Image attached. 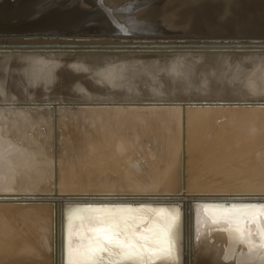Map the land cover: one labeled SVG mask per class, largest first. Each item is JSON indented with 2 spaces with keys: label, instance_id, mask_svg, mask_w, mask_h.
I'll use <instances>...</instances> for the list:
<instances>
[{
  "label": "bare ground",
  "instance_id": "1",
  "mask_svg": "<svg viewBox=\"0 0 264 264\" xmlns=\"http://www.w3.org/2000/svg\"><path fill=\"white\" fill-rule=\"evenodd\" d=\"M2 1H4V0H0V2H2ZM9 1H11L9 4H8V6H9V8L11 9V8H13V7H16L17 5H19V4H28V3H31V10H29V14H33L32 15V18L29 20V19H27L28 17H24V18H21V19H16L17 17H19L18 15L22 12V10H20L19 11V13H17V12H14V13H11V14H9V17H7V14H3V13H1L0 12V32L2 31V32H5V33H7V34H3V35H1L0 34V100H4V101H11V100H14V98H16L15 100H18V101H24V102H26V100H23V95H22V93H24L25 95L27 94V92L26 91H29V90H31V91H42V89L48 84V80H47V77H45V75H43V76H41V73H42V70L44 69L41 65H37V64H41V63H43V59H41V58H43V57H51V58H57L56 56H58V55H60V56H63L64 55V53H62L60 50L61 49H68V48H72V47H69V45H68V47L66 46V47H63V46H61V45H59L58 46V44L57 43H53V42H49V43H46V42H42V43H32V42H30V40H29V38L28 39H26L27 37H43V36H45V35H47L48 33H51V31L52 32H55L56 31V33H57V36H58V33L61 31V32H64V29L66 30V31H68L69 29H71V30H74V32H75V28H77L78 29V26L79 27H82V26H85V27H82L83 29L85 28H87V27H90L91 25L90 24H97V22L96 21H99L100 23H99V27L97 26V25H93V26H96V27H98L99 29H102L101 31L100 30H98L96 27H94V29L95 30H98L97 32L98 33H103V32H105V31H107V30H109V27L108 26H110L112 23H114L115 21H113L112 20V16H113V13L115 12V8L113 9L114 10V12L112 13V11H110V9H108V7L106 8V5H105V7H104V5L103 4H107V6L108 5H110V6H112V7H116V8H119L121 11L119 12V16H120V18L119 19H121L122 21H124L123 22V24L121 25V23H120V25H118V24H115V25H111L112 26V28H113V26H114V28H117L118 29V34L117 35H119V33H120V29L119 28H123L124 26H126V28L128 27L131 31H133V29H141V31H145V33H144V35L146 36V34L148 35V34H151V33H154V31L153 30H156L157 29V27L158 26H156V20L154 21L155 22V25H153V24H150L149 23V21H150V18L149 19H147V17H145L146 16V13H147V10H148V16H151V19L153 18V15H150V12H152L153 10H154V8H150V9H147L149 6L150 7H155L156 6V4L154 3V0H128V2H127V0H101V1H99V0H87L88 2H86V0H85V2H82L83 0H79L80 2H78V1H75V0H73L75 3H73V1L72 0H64V1H62V0H9ZM161 1V4L163 5H165V2H163V1H165V0H160ZM167 1H169V0H166V2ZM174 1V2H173ZM179 1V0H178ZM203 1L204 0H187L186 1V3H184V5L183 6H185L184 8H186L187 6L185 5V4H187V5H190V4H196V5H194V7L192 6V8H195V6H197L196 7V9L195 10H197V9H199L198 10V12L200 11V9L201 8H203ZM207 1H210V0H205L204 2H207ZM214 1V0H213ZM225 1V0H224ZM101 2H103V3H101V5H103V6H101L100 5V3ZM127 2V3H126ZM170 2H172V3H170ZM211 2H212V0H211ZM215 2V1H214ZM234 2V1H233ZM255 2V7H257L258 6V8H260L259 7V5H261V2H259V0L258 1H254ZM76 3H78V4H80V6L78 5V7H77V4ZM179 3H180V1H179ZM182 3V2H181ZM208 3H210V2H208ZM208 3H206L205 5L207 6H205L204 5V7H205V10L204 9H201V12H203L204 13V11L205 12H208V10H209V12L208 13H206V14H208V16H209V13H210V11L212 10V9H208V10H206L208 7H215V5L214 6H211L210 4H208ZM232 3V2H231ZM256 3H258V4H256ZM260 3V4H259ZM263 3V2H262ZM34 4V5H33ZM153 4H155V6L153 5ZM168 4L169 5H167L166 4V6H167V10H170V7H172V4H173V6H175L176 5V3H175V0H170L169 2H168ZM171 4V5H170ZM178 4V3H177ZM213 4V3H212ZM76 5V6H75ZM208 5H210V6H208ZM227 5V4H226ZM225 5V6H226ZM238 5H240L239 3H238ZM121 6V7H120ZM144 6L146 7V9H144ZM170 6V7H169ZM178 6V5H177ZM181 4L178 6V7H176L175 6V8L177 9H181ZM190 6V7H191ZM199 6H200V8H199ZM223 6V5H222ZM236 6H237V4H236ZM245 6V5H244ZM132 7V8H131ZM157 7V6H156ZM156 7H155V10H156ZM189 7V6H188ZM188 7H187V9H188ZM189 7V9L188 10H186V9H181L183 12L182 13H185V14H182V16L183 15H186L187 14V11L189 12V11H191L192 10V8H190ZM231 8H233L232 6H230ZM239 7V6H238ZM251 7V6H250ZM125 8H126V10H125ZM175 8H171V10L173 9V11H174V9ZM239 8H241V7H239ZM244 8V7H243ZM254 8V7H253ZM119 9H116V10H119ZM140 9H142V10H140ZM151 9H153V10H151ZM175 9V10H176ZM177 9V10H178ZM225 9V8H224ZM234 9V8H233ZM238 9V8H237ZM246 9V8H245ZM252 9V8H251ZM250 9V10H251ZM112 10V9H111ZM146 10V11H145ZM149 10H151V11H149ZM186 10V11H185ZM203 10V11H202ZM214 10H216V9H214ZM255 10V9H254ZM256 10H257V8H256ZM139 11V12H138ZM143 13V15L140 17V16H138L137 15V12L138 13H140L139 15H141V12ZM144 11V12H143ZM172 11V13H174ZM185 11V12H184ZM235 11H236V9H235ZM235 11L233 12L232 11V9L229 11L230 12V14H231V12H232V14L233 13H235ZM253 11V10H252ZM63 12V13H62ZM66 12V13H65ZM73 12H75L76 14H77V12H81L80 13V15H77V16H75L74 15V13ZM111 12V13H110ZM160 12H162L161 11V9H160ZM160 12L158 13V14H160ZM169 12H171V11H169ZM168 12V13H169ZM68 13V14H67ZM73 13V14H72ZM154 13V11L152 12V14ZM156 13V16H159L158 14H157V12H155ZM155 13H154V16H155ZM164 13V14H163ZM194 13V12H193ZM192 12H190V14H193ZM200 13V12H199ZM197 14V16L198 15H200V14ZM217 13V12H216ZM215 13V14H216ZM256 13V12H255ZM144 14H145V16H144ZM162 18H163V16H165V12H162ZM171 14V13H170ZM170 14H168L169 15V17L171 16ZM178 14V13H177ZM177 14H176V16H175V14L173 15L172 14V16H174L173 18L175 19V21H176V17H177ZM189 14V15H190ZM194 14H196V12L194 13ZM206 14H204L205 15V17H206ZM211 14V13H210ZM232 14L230 15V17L228 18L229 19V21L231 20L232 21V19H231V16H232ZM212 15V14H211ZM235 15V14H234ZM116 16V15H115ZM156 16L154 17V19L156 18ZM167 16V15H166ZM166 16L164 17L166 20H164V18L162 19V20H164V22H166L168 19H169V17H167L166 18ZM171 16V17H172ZM193 16H195V18L197 19H199L200 17H201V15H200V17H197L196 15H193ZM193 16H189V20L190 19H192L193 18V23L191 24V23H189L188 22V20H186V19H188V18H185V20L183 21L184 23H185V21H186V23H185V25L184 24H182L183 22L182 21H180L181 22V24L180 25H182V27L183 28H181V26H180V29H179V27H178V25L177 26H173V24H171L170 22L173 20V18H170L171 19V21L169 22V20H168V22L166 23L168 26H169V24H171V27L173 26V28L172 29H174V30H176L177 28H178V32L180 33V34H185V33H183V32H187V30H188V32L189 31H194V32H196L197 31V33H198V30H199V32H201L200 31V27L199 26H197V22L198 23H200V26H201V24H202V22H203V20H204V24H205V22L207 21V23H208V26H207V23H206V26H205V28H206V30H208L207 32V34L210 36L211 35V33H214L215 35L214 36H216V32L214 31V29L215 30H217V28H214V29H212L211 28V25H210V23L213 21V17L215 16V20L216 19H218V20H216V21H218L219 23H220V20H219V18H221V17H219V18H216L217 17V15H214L212 18H210V20H211V22L209 23L208 22V20L209 19H207V20H205L206 18L204 17V19L202 20L201 18V21L202 22H200V21H198V19L195 21V19H194V17ZM117 18H118V16H116ZM140 17V18H139ZM142 17H144V18H146L147 20H149L148 21V23L147 22H145L144 21V18H142ZM160 17V16H159ZM159 17H158V19H159ZM183 17H185V16H183ZM182 17V18H183ZM187 17V16H186ZM190 17H192V18H190ZM161 18V17H160ZM182 18H180V19H182ZM202 18H203V16H202ZM232 18H233V16H232ZM235 18V17H234ZM143 19V21H141ZM145 19V20H146ZM157 19V18H156ZM184 19V18H183ZM182 19V20H183ZM227 19V18H226ZM225 19V20H226ZM243 19V18H242ZM146 20V21H147ZM153 20V19H152ZM152 20H151V22H152ZM160 20V19H159ZM158 20V21H159ZM162 20H160V21H162ZM222 20V19H221ZM236 20V19H235ZM175 21H173V23L175 22ZM215 21V24L216 23H218V22H216ZM224 21V20H223ZM229 21H227L226 20V24H227V26H230L227 22H229ZM94 22V23H93ZM153 22V23H154ZM191 22V21H190ZM250 21H248V22H245V25L247 26V27H249L251 24L249 23ZM162 23H163V21H162ZM187 23H189V27L187 26V27H184V26H186V24ZM213 24H214V22H212ZM211 23V24H212ZM221 23H223V22H221ZM80 24H84V25H81L80 26ZM175 24H176V22H175ZM191 24V25H190ZM214 24V25H215ZM225 24V25H226ZM248 24H250V25H248ZM102 25V26H101ZM104 25H106V27H105V30H104ZM163 25H164V23H163ZM162 25V26H163ZM167 25H164V26H167ZM184 25V26H183ZM188 25V24H187ZM209 25H210V27H209ZM218 26H216V27H220V26H222L223 27V25H224V23L223 24H220V26H219V24H217ZM245 25H244V23H242V24H238V26H237V30H236V32H239V33H237L239 36H240V34H241V32H243V29H245L246 31H248V32H250V28H245ZM92 26V27H93ZM162 27V28H166V27ZM167 26V29L168 28H171V27H168ZM91 27V28H92ZM101 27H103V28H101ZM108 27V28H107ZM160 27V26H159ZM204 26H202V28H203ZM214 27V26H213ZM225 27V26H224ZM224 27H223V29H224ZM251 27V29H252V26H250ZM254 27V26H253ZM72 28H74V29H72ZM106 28H107V30H106ZM111 28V31L110 32H112V30L114 29H112ZM125 27L123 28V33H124V29H126ZM155 28V29H154ZM204 28V29H205ZM225 28H227V27H225ZM58 29H60V30H58ZM83 29H81V28H79L78 29V31H82ZM90 29V28H89ZM93 29V28H92ZM92 29H90V30H92ZM94 29H93V31H94ZM158 29H160V28H158ZM167 29H164V30H167ZM184 29V31H181V30H183ZM190 29V30H189ZM220 29H221V27H220ZM223 29L221 30V32L223 31ZM71 30H69V31H71ZM174 30H173V32H174ZM181 32H180V31ZM225 30V29H224ZM230 30V27L228 28V30L226 29V31L228 32ZM59 31V32H58ZM65 31V32H66ZM85 31H87V29L85 30ZM89 31V30H88ZM100 31V32H99ZM103 31V32H102ZM115 31H116V29H115ZM136 31V30H135ZM134 31V32H135ZM140 31V34L141 33H143V32H141ZM146 31H148L147 33H146ZM150 31H151V33H150ZM153 31V32H152ZM191 31V32H192ZM204 31V30H203ZM213 31V32H212ZM226 31H224L225 33H226ZM231 31V30H230ZM114 32V31H113ZM130 32V31H129ZM157 32V31H156ZM155 32V33H156ZM191 32H189V33H191ZM193 32V33H194ZM223 32V33H224ZM236 32H235V34H236ZM247 32V33H248ZM9 33H11V34H13V35H10ZM32 33V34H31ZM56 33H54L55 35H56ZM100 33V34H101ZM109 33V32H108ZM115 33V32H114ZM117 33V32H116ZM115 33V34H116ZM125 33H126V30H125ZM135 33H137V31L135 32ZM139 33V32H138ZM155 33H154V35L152 34V36L153 37H155ZM160 32H158V34H159ZM176 34H178L177 33V30H176V32H175ZM206 33V32H205ZM217 33H220L219 31L217 32ZM222 33V34H223ZM244 33V32H243ZM60 34V33H59ZM114 34V35H115ZM158 34H156V35H158ZM200 34V33H199ZM207 34H205V35H207ZM228 34H229V32H228ZM55 35H50V34H48L47 36H55ZM105 35V34H104ZM160 35V34H159ZM175 35V34H174ZM192 35V34H191ZM203 35V34H202ZM220 35V34H219ZM227 35V34H226ZM242 35V34H241ZM247 35V34H246ZM150 35H148L147 36V38L149 37ZM163 36V35H162ZM181 36V35H180ZM209 36H207V37H209ZM104 37V36H103ZM177 38H178V36H176ZM183 37V36H182ZM211 37V36H210ZM109 38H111V37H109ZM147 38H146V40H147ZM159 38H161V37H159ZM202 38V37H201ZM200 38V39H201ZM238 38V37H237ZM236 38V39H237ZM240 38V37H239ZM238 38V39H239ZM244 38V37H243ZM103 39H105V38H103ZM107 39V38H106ZM105 39V40H106ZM113 39V38H112ZM155 39V38H154ZM165 39V38H164ZM173 39V38H172ZM175 39V38H174ZM180 39V38H179ZM184 39V38H183ZM187 39V38H186ZM211 39V38H210ZM233 39V38H232ZM235 39V38H234ZM234 39H233V41H230L229 39V41H223V40H221V41H219V40H213V38L211 39L212 41H207V40H205V41H202V40H200V42H194V43H191V42H186V41H183L182 42V39L181 40H178V39H175L174 41H172V42H170L169 44H170V47H168V49H170V50H161L160 49V46H158L156 49H160V50H154L155 48H153L152 46H150V44H155L154 42H151V41H145L143 44H148V46L146 47H143V46H140V47H138V49L139 48H143V49H148L147 51H139V50H136V48L137 47H135V50L136 51H133V50H130L131 48L128 46V47H124V46H121V45H118V46H111V45H106V47H102L103 49H106V50H104V51H96V53L94 54V55H90V59H93V61L95 62V61H97V59H102V60H110V59H112V58H115V62H116V58H119V59H122V60H125V59H127V58H129V57H132V56H136V55H134V54H138L139 56V58L141 59V58H149V59H151V61H153L152 59H154L155 61L156 60H159L160 61V63L161 64H163V65H167L168 64V66H166V67H168L169 69H170V67H169V65H171L172 63H174V64H176L175 62H177L176 60H175V62H173L174 61V59H178V58H185L186 60L188 59H192V58H194V59H205V58H209V61H211V59H213V61H216L214 58H216V59H219V57H225V58H227L226 60H229L228 59V55L227 56H225L226 54H221V53H217V52H232V53H230L232 56L231 57H240V58H242V56H246V55H240V54H238L237 52H249V53H260V52H264V41H260V40H258V41H256V40H253V42H250V41H248V43L247 42H245L244 43V41L242 42V43H240V44H235V43H232V42H234ZM238 39H237V41H238ZM242 39V38H241ZM56 40V39H55ZM59 40V39H58ZM91 40V39H90ZM97 40V39H96ZM140 40V39H139ZM144 40H145V38H144ZM151 40V39H150ZM163 40V39H162ZM168 40V39H167ZM191 40V39H190ZM195 40V39H194ZM199 40V39H198ZM209 40V39H208ZM225 40H227L226 38H225ZM243 40V39H242ZM245 40V39H244ZM152 41H153V38H152ZM196 41V40H195ZM77 42V41H76ZM98 42V41H97ZM107 42V41H106ZM112 42V41H111ZM114 42V41H113ZM143 41H141V43H142ZM159 42V41H158ZM163 42V41H162ZM168 42V41H167ZM193 42V41H192ZM79 43V42H78ZM82 43V42H81ZM136 43V42H135ZM138 43V42H137ZM140 43V42H139ZM164 43H166V42H164ZM157 44V43H156ZM158 45V44H157ZM164 45V44H163ZM167 45V44H166ZM169 46V45H168ZM77 47H79V46H77ZM81 47V46H80ZM84 47V46H83ZM82 47V48H83ZM86 47V46H85ZM98 47V46H97ZM97 47L95 46V48L97 49ZM75 48H76V46H75ZM90 49H92L91 47H89ZM88 48V49H89ZM101 48V46H99V48L98 49H100ZM101 48V49H102ZM57 49H60V50H57ZM81 49V48H80ZM79 49V51H69L68 53L69 54H76L77 55V53H83L82 52V50H80ZM87 49V48H86ZM85 49V50H86ZM96 49H94V50H96ZM162 49H163V47H162ZM48 50H51V52H49ZM77 50V49H76ZM60 51V52H59ZM63 51V50H62ZM68 51V50H67ZM90 51V50H89ZM89 51H88V53H89ZM213 51H215L216 53H212ZM93 52H95V51H93ZM101 52H103V53H101ZM235 52V53H234ZM85 53H87V50L85 51ZM85 53H83V56H84V54ZM91 53H92V51H91ZM65 54H66V52H65ZM151 54H176V56L177 57H173V59H170L169 60V62H165V61H162V59H161V57H150V56H145V55H151ZM241 54H244V53H241ZM142 55H144L143 57H141ZM74 56V55H73ZM250 56V55H249ZM252 56H255V59H252L253 61H255V60H258V59H261L260 57L261 56H264V55H252ZM252 56L250 57V58H252ZM256 56H260L259 58H257ZM224 58V59H225ZM230 58V57H229ZM246 58V57H245ZM250 58H248L249 60H250ZM254 58V57H253ZM257 58V59H256ZM264 58V57H263ZM12 59H16V60H18L17 62H12V63H10V61L12 60ZM95 59V60H94ZM119 59H117V60H119ZM135 59H136V57L134 58V61H135ZM185 59H184V62H185ZM203 59V60H204ZM223 59V60H224ZM244 59V58H243ZM247 59V60H248ZM102 60H100L101 62H102ZM104 61V62H102V64L104 63L106 66L107 65H109L108 63H107V61ZM129 60H131V58L129 59ZM129 60H126V61H129ZM173 60V61H172ZM183 60V59H182ZM182 60H180V62L182 61ZM188 60H187V62H188ZM205 60H207V59H205ZM222 60V59H221ZM221 60H220V63H221ZM236 60V59H235ZM238 60V59H237ZM236 60V61H237ZM244 60H246V59H244ZM111 62L113 61V60H110ZM126 61H124V64H125V62ZM133 61V60H132ZM133 61V62H134ZM140 61H142V60H140ZM146 64H147V66H150V63H151V61L150 62H147V61H145V60H143ZM141 62V63H143V65H146V64H144V62ZM154 61V62H155ZM190 61V60H189ZM197 61V60H196ZM231 60H229V61H226V62H230ZM232 61H234V60H232ZM232 61L230 62L232 65L230 66L231 68L233 67V64H235V63H232ZM238 61H240V60H238ZM241 61H242V59H241ZM240 61V62H241ZM253 61H251V62H253ZM101 62H100V64H101ZM119 62V61H118ZM118 62H117V65H118ZM131 62V61H130ZM135 62H137V61H135ZM139 62V61H138ZM158 62V61H157ZM178 62H179V60H178ZM183 62V63H184ZM187 62L185 63V64H187ZM191 62V61H190ZM190 62H188V65L190 66V64H193L192 62L190 63ZM206 62V61H205ZM204 62V63H205ZM217 62H219L218 60H217ZM216 62V63H217ZM223 62V61H222ZM225 62V63H226ZM239 62V64H241ZM245 62V61H244ZM248 63L250 62V61H247ZM65 63V62H64ZM96 63V62H95ZM107 63V64H106ZM156 63V62H155ZM159 63V62H158ZM159 63V64H160ZM182 63V62H181ZM196 63V62H195ZM194 63V65H196V64H200L201 63V61H200V63L199 62H197L196 64ZM202 63H203V61H202ZM220 63H218V64H220ZM224 63V62H223ZM225 63H224V65H225ZM254 63V62H253ZM252 63V64H253ZM96 64H98V61H97V63ZM103 64V65H104ZM113 64H115L116 65V63H113ZM152 64H154V63H152ZM157 64V63H156ZM155 64V65H156ZM160 64V65H161ZM174 64H172L171 65V67L173 66L174 67ZM178 64V63H177ZM176 64V65H177ZM180 64V63H179ZM178 64V65H179ZM184 64V65H185ZM208 63H205V65H204V68L206 67V65H207ZM210 64V63H209ZM215 63H213L212 64V61H211V65H214ZM238 63H237V67L235 66L234 68V70H233V68H232V70H230L231 72L232 71H235L236 70V68H239L238 67V65H239ZM251 63H250V65L249 66H251L252 65ZM259 64V63H258ZM257 64V65H258ZM104 65V67H106ZM111 65V64H110ZM109 65V66H110ZM120 65H122V64H120ZM129 65V64H128ZM128 65H127V67H128ZM133 65V64H132ZM131 65V66H132ZM138 65H140V63L138 64ZM158 65V64H157ZM157 65H156V69L158 70V68L159 67H157ZM175 65V66H176ZM176 66V68L174 67L173 69H177V67H178V69H179V72L181 73V70L183 71V69H182V67L184 66V65H182L181 64V70H180V66ZM188 65L186 66V69L184 68V71L185 70H188L187 69V67H188ZM202 65V64H201ZM223 65V66H224ZM229 65L230 64H227V68L224 70V71H226L227 69H228V67H229ZM236 65V64H235ZM66 66H67V64H66ZM111 66H113V65H111ZM110 66V67H111ZM123 66V65H122ZM122 66L120 67V68H122ZM137 67V64L135 65L134 64V66H132V67ZM146 66V67H147ZM210 66V65H209ZM209 66L207 65V67L204 69V70H206L207 68H209ZM216 66V65H215ZM246 66V65H245ZM253 66V65H252ZM104 67H102V68H104ZM110 67H107V69L106 70H109L108 68H110ZM119 67V66H118ZM126 67V66H125ZM125 67H123L122 69V71H124V69H125ZM131 67V68H132ZM135 67V69H137ZM139 67H142V66H138V68ZM144 68H145V66H143ZM142 67V68H143ZM152 67V66H151ZM150 67V68H151ZM161 68H162V65L160 66ZM164 68H165V66H163ZM193 68V67H196V66H190V68ZM217 67L219 68L220 66H218L217 65ZM217 67L215 68V70L217 71ZM225 67V66H224ZM230 67H229V69H230ZM257 67V66H256ZM142 68H141V70H142ZM153 68V67H152ZM167 68V69H168ZM189 68V67H188ZM191 68V70H194V69H192ZM200 68V67H199ZM210 68H213L212 66L210 67ZM210 68H209V70H207L206 71V73H209L208 71H210ZM248 68V67H247ZM260 68V67H259ZM114 69V68H113ZM117 68H115L114 70H116ZM129 69H130V67H129ZM132 69H134V68H132ZM147 69H149V68H147ZM147 69H146V71H147ZM155 68H154V70H156ZM168 69V70H169ZM172 69V70H173ZM201 69V68H200ZM221 68H219L218 70H220ZM240 69V68H239ZM244 69V68H243ZM253 69H254V67H253ZM258 69V68H257ZM263 69V68H262ZM104 70V69H103ZM105 70V73L107 72L108 73V71H106ZM140 70V69H139ZM151 70V69H150ZM204 70H202L201 69V71H204ZM211 70H213V71H215L214 69H211ZM223 70V69H222ZM249 70V69H248ZM255 70V69H254ZM253 70V71H254ZM111 71V70H110ZM136 71V70H135ZM137 71H138V69H137ZM160 71H161V73H160ZM160 71L158 72V71H154V72H152V73H155V72H158V74L160 73V77L162 78V76L164 77H166L167 75L165 74V73H163L162 74V72L164 71L163 69L161 70L160 69ZM176 71H178V70H176ZM200 71V72H201ZM213 71H211V72H213ZM230 71H228L229 72V74L231 73ZM252 71V70H251ZM250 71V72H251ZM252 71V72H253ZM103 72V71H102ZM145 72V71H144ZM147 72H149V71H147ZM147 72L145 73V74H147ZM166 72H168V71H166ZM173 72V71H172ZM172 72H170V70H169V73H172ZM175 72V71H174ZM178 72V73H179ZM205 72V71H204ZM218 72V71H217ZM240 72V71H239ZM242 72V71H241ZM251 72V73H252ZM65 73H66V71H65ZM112 73V72H111ZM111 73H109V75H111L112 76V74ZM113 73H114V71H113ZM151 73V72H150ZM149 73V76H151V74ZM169 73H167V74H169ZM175 73H177V72H175ZM182 73H184V72H182ZM188 73V75L190 76V78H188L186 75V78H188V79H190L189 81H190V83L192 82V80H191V78H192V76L189 74V73H192V71L190 72V71H187L186 72V74ZM220 73V72H219ZM224 73H226V72H224ZM233 73V72H232ZM250 73V74H251ZM71 74V73H70ZM132 74V73H131ZM161 74H162V76H161ZM165 74V75H164ZM205 74V73H204ZM203 74V75H204ZM212 74H214V73H211V75ZM217 75H218V73H216ZM155 75H156V73H155ZM172 75H174V77H176L178 74H172ZM180 76H181V74H179ZM183 75L184 74H182V76L179 78H175V79H183V80H185L184 81V83H189L188 82V80H187V82H186V78L184 79V77H183ZM200 75H202V73H200ZM207 75H210V74H207ZM207 75L205 74V76H203V77H205L204 78V81H208V83H209V79H207V78H209V77H207ZM216 75V77H218ZM226 75H228V73H226ZM246 75V74H245ZM259 75V74H258ZM65 76V75H64ZM116 76V75H115ZM146 76H148V74L146 75ZM153 76L154 75H152L151 77L152 78H148L149 80L150 79H152V81L154 80V78L156 77V76H154V78H153ZM169 76H170V74H169ZM195 75L193 74V77H194ZM197 76V75H196ZM224 76V75H223ZM237 76H239V75H237ZM145 77V76H144ZM157 77H159V76H157ZM165 77H164V79H165ZM172 77V76H171ZM170 77V80L169 81H173V77L171 78ZM198 77H202V76H198ZM197 77V78H198ZM203 77L201 78V79H203ZM207 77V78H206ZM242 77V76H241ZM240 77V78H241ZM255 77H257V74H256V76ZM46 78V79H45ZM116 78V77H115ZM146 78V77H145ZM197 78H196V80H197ZM234 78V77H233ZM238 78V77H237ZM86 79V78H85ZM148 79H146V80H148ZM168 79V78H167ZM166 79V80H167ZM172 79V80H171ZM200 79V78H199ZM199 79H198V81H199ZM205 79H207V80H205ZM247 79V78H246ZM245 79V80H246ZM251 79V78H250ZM255 79V78H254ZM90 80V79H89ZM107 80V79H106ZM157 80H161V79H158L157 78ZM156 80V81H157ZM165 80V81H166ZM182 80V81H183ZM217 80V79H216ZM220 80V79H219ZM218 80V81H219ZM235 80H236V78H235ZM234 80V81H235ZM242 80V79H241ZM259 80V79H258ZM86 81V80H85ZM92 81V80H91ZM90 81V82H91ZM141 81H144L143 79L141 80ZM152 81H150L151 83H149V84H152L153 85V83H152ZM155 81V82H156ZM161 81H163V80H161ZM159 82L160 84L162 83V82ZM168 80H167V82H164V83H168L169 82ZM175 81V80H174ZM177 81V80H176ZM182 81H180V82H182ZM198 81H193L194 83H191V84H198V83H196V82H198ZM202 82H203V80H201ZM221 81V80H220ZM231 81V80H230ZM248 81V80H247ZM251 81H252V79H251ZM255 81V80H254ZM253 81V82H254ZM103 82V81H102ZM146 82V81H145ZM145 82H143V83H145ZM147 82H149V81H147ZM146 82V83H147ZM158 82V81H157ZM180 82H178L177 84L178 85H180V87H181V89L185 86V84H182V85H184V86H182L181 84H180ZM200 82V81H199ZM201 82V83H202ZM223 82V81H222ZM240 82V81H239ZM238 82V83H239ZM257 82V81H256ZM83 83V82H82ZM96 82L94 81V84H95ZM140 83V82H139ZM159 83H156V85L157 84H159ZM163 83V84H164ZM170 84H171V82H169ZM175 83V82H174ZM204 83V82H203ZM241 83H242V81H241ZM93 84V85H94ZM97 84H99L98 82H97ZM142 83H140L139 85L136 83V85H138V86H140ZM148 84V83H147ZM146 84V86L149 88V86H151V85H147ZM159 84V85H160ZM172 84H173V82H172ZM176 84V83H175ZM207 83L205 82L203 85H206ZM89 85H92V84H88V86ZM96 85V84H95ZM102 85V84H101ZM135 85V87L137 88L138 86H136ZM143 85V84H142ZM141 85V86H142ZM154 85H155V83H154ZM153 85V86H154ZM169 85V84H168ZM199 85H200V83H199ZM203 85H201V86H203ZM208 85V84H207ZM210 85H212L211 83H210ZM214 85H216V84H213V87H214ZM242 85H244V83L242 84ZM100 86V85H99ZM103 86H104V84H103ZM133 86V89H134V85H132ZM132 86L129 88V90H133V89H131L132 88ZM140 86V87H141ZM158 86V85H157ZM164 86L165 85H163V88H164ZM170 86H172V85H170ZM169 86V87H170ZM192 86V85H191ZM194 87H196V85H193ZM219 86V85H218ZM217 85L215 86L216 88L218 87ZM232 86V85H231ZM230 86V87H231ZM237 86V85H236ZM235 86V88H233L232 87V89H236L237 87ZM247 86V85H246ZM245 86V87H246ZM251 86V85H250ZM129 87V86H128ZM140 87H138L139 89H140ZM160 87H162V85H160ZM159 86H158V90H156V92H158V94L156 93V95H160L161 96V94L159 93V88H160ZM179 87V86H178ZM189 87V85H187V88ZM204 87L206 88V86H203L202 88L204 89ZM208 88H209V86H207ZM212 87V86H211ZM222 87V86H221ZM221 87L219 88L220 90H222L221 89ZM224 87V86H223ZM241 87V86H240ZM244 87V86H243ZM243 87H241V88H243ZM253 87H255V86H253ZM253 87L251 86L250 88H249V86H247L246 88L248 89H253ZM91 88H93V87H91ZM137 88V89H138ZM144 88H145V86H144ZM148 88H146L145 90L147 91L148 90ZM151 88V87H150ZM149 88V90L150 91H152L151 89ZM153 88V87H152ZM166 88V87H165ZM167 88H168V86H167ZM172 88H173V90H174V88H176V85L174 86H172L170 89L172 90ZM194 89L193 87H190V89ZM199 88H201L200 86H198V89L197 88H195L196 90H198V92H199V94H200V91H199ZM201 88V89H202ZM229 88V87H228ZM228 88H227V92H226V90H224L226 93H224L225 94V96H226V94L228 93V92H232V90L231 89H229V90H231V91H228ZM239 88V87H238ZM246 88H243V91H244V96H245V90L247 91V92H250V94H251V96L253 95V94H256L259 90H257V89H255V88H257V87H255L254 88V90H257V92L256 91H254V92H252V90L251 91H248ZM124 89H127V88H124ZM123 89V90H124ZM136 89V91H134L135 93L134 94H139L140 92H141V90L139 91V90H137ZM155 89H156V86H155ZM177 90H179V88H176ZM175 89V90H176ZM258 89H260V88H258ZM90 90V89H89ZM122 90V89H121ZM122 90V92H124V91H126V90H124L123 91ZM129 90H127L126 92H128ZM142 90H144V89H142ZM162 90V89H161ZM170 90V92L171 93H173L172 91ZM176 90V91H177ZM183 90L185 91V93L187 92L186 90L187 89H184L183 88ZM182 90V91H183ZM188 90H189V88H188ZM206 90H208V89H206ZM210 90V89H209ZM208 90V92H210V93H214L213 92V90H212V92L211 91H209ZM220 90H218L217 89V92H219ZM242 90V89H241ZM240 90V91H241ZM263 90V89H262ZM23 91V92H22ZM35 91V92H36ZM138 91V93H136ZM145 91V93L143 94V92L144 91H142V94L143 95H145L147 92ZM149 91V92H150ZM164 91H165V89H164ZM203 91V90H202ZM224 91H222V92H224ZM238 92H239V90H237ZM242 91V92H243ZM26 92V93H25ZM125 92V93H126ZM162 92V91H161ZM169 92V91H168ZM169 92V93H170ZM178 92V91H177ZM176 92V93H177ZM179 92H181V91H179ZM178 92V93H179ZM190 92H191V90H190ZM204 92V91H203ZM207 92V91H206ZM205 92V93H206ZM236 92V91H235ZM234 92V93H235ZM252 92V93H251ZM28 93H30V92H28ZM118 93V92H117ZM125 93H124V95H125ZM163 94L162 95H164L165 93L164 92H162ZM175 93V94H176ZM185 93L183 92V94L185 95ZM192 93V92H191ZM205 93H202L201 92V94H203V96H204V94ZM233 93V92H232ZM233 93V94H234ZM237 93V92H236ZM235 93V94H236ZM241 93V92H240ZM258 93H260V97H259V94ZM257 94H258V96L257 95H254L255 96V98L256 97H258V98H260L261 99V97H263V96H261V92H258ZM120 94H121V91H120ZM123 94V93H122ZM127 95H128V93H126ZM141 94V95H142ZM148 94V93H147ZM146 94V95H147ZM167 94V93H166ZM181 94H182V92H181ZM189 92H187V95H186V97L185 96H182V95H180L179 97L180 98H176V99H174V100H171V101H199V100H214V101H216V100H218V101H223V102H243V101H249V103L251 102V103H253V104H255V103H259V102H263L264 100L262 99V101H260V99L259 100H255L254 99V97H252L253 99H251V96H250V94L249 93H247L246 95L248 96H250V99L248 98V99H245L244 98V96H243V94L241 95L240 94V99L242 98V100H240V99H238L237 98V96H235L236 97V99H230V97H229V99H228V96H229V94L227 95V99H224L225 97H221L220 95H222V93H220L219 94V96H220V98L219 97H214V96H216V95H213L212 97H211V95H210V97H208L209 96V94H207V97L205 98V96L203 97V98H200V95L198 96L197 95V93L195 92V94H196V96H198L197 98H196V96H195V94L193 93V94H190V96L192 95H194L195 96V98L193 97V98H191L189 95ZM215 94H218V93H216L215 92ZM231 94V93H230ZM234 94V95H235ZM22 95V96H21ZM31 95H32V92H31ZM30 95V96H31ZM62 95V94H61ZM123 95V96H124ZM149 95V94H148ZM150 95H152L151 94V92H150ZM169 95H171V94H169ZM173 95V94H172ZM206 95V94H205ZM29 96V97H30ZM118 96V95H117ZM137 97V95H134V96H132L131 95V98L132 97ZM138 96H140V95H138ZM158 96H156V97H158ZM176 96V95H175ZM189 96V97H188ZM231 96V95H230ZM24 97H26V96H24ZM31 97H33V95L31 96ZM149 97V96H148ZM153 97V96H152ZM155 97V96H154ZM164 97H165V95H164ZM164 97L163 98H161V100L159 99H157V100H155V98H153L154 100H145L144 98H147V97H144V98H142V97H140L141 99L140 100H142V101H165L164 100ZM231 97H234V96H231ZM131 98H129L128 97V99H131ZM150 99H151V97H149ZM172 98V97H171ZM174 98V97H173ZM258 98H256V99H258ZM63 99H64V97H63ZM71 99V98H70ZM74 99V98H73ZM133 99V98H132ZM138 99V97L135 99V100H137ZM144 99V100H143ZM163 99V100H162ZM134 100V99H133ZM118 101V100H117ZM123 101H127V100H123ZM130 101H132V100H130ZM75 103V102H74ZM85 103V102H84ZM84 103H75V104H78V105H84ZM98 105V104H97ZM125 108V107H124ZM123 108V109H124ZM96 109V108H95ZM97 109H99V110H106V109H108V111H109V108H97ZM122 109V110H123ZM130 109H138V112H142V111H139V110H145L146 112L145 113H147V116L149 117V119L147 120V121H149L150 120V113H152V112H154L157 116H156V120H157V122H158V120H162V121H167L168 119H172L173 118V116H175L176 118H175V120L174 121H176V119H178L179 118V120H178V122H179V124H181L182 125V127L183 128H181L180 130L182 131V132H184L183 130L188 126V124L186 125V122H187V120L188 121H192L193 120V118L192 117H198V116H203V115H205V114H214V115H212V116H216V115H218V116H232V115H234V114H237V115H247V113H250V112H253V113H259V115L261 114V115H263L264 114V107H257V106H246V107H232V106H229V107H227V106H223V107H197V108H187V109H185V110H183V107H176V108H130L129 107V110ZM72 110V109H71ZM74 110V109H73ZM72 110V111H73ZM78 110H82V112H84V110H86V109H76V111H78ZM93 110V109H92ZM97 111V112H99V114L97 113L96 115L98 116V115H100V112L101 111ZM116 110H119V109H116ZM125 110V109H124ZM66 111V110H65ZM70 111V110H69ZM107 111V112H108ZM110 111H113V109L112 110H110ZM128 111V110H127ZM137 111V110H136ZM136 111H134V112H136ZM61 112H64V110H61L60 111V113ZM66 112H68V111H66ZM74 112H75V110H74ZM79 112V111H78ZM87 112H91V109L88 111L87 110ZM86 112V113H87ZM92 112H94V110L92 111ZM92 112H91V114L89 113V117L90 116H92L93 117V114H92ZM103 112V111H102ZM107 112H105V113H107ZM114 112H115V109H114ZM117 112L118 111H116L115 113L117 114ZM120 112H121V110H120ZM125 112V111H124ZM65 113V112H64ZM70 113H72V112H70ZM76 113V112H75ZM81 113V112H80ZM113 113V112H112ZM114 113V114H115ZM123 113V112H122ZM126 113V112H125ZM124 113V114H125ZM129 113H131V112H129ZM133 113V112H132ZM131 113V114H132ZM66 114V113H65ZM69 114V113H68ZM73 114V113H72ZM84 114V113H83ZM108 114V113H107ZM128 114V113H127ZM130 114V115H131ZM149 114V115H148ZM154 114V115H155ZM252 114V113H251ZM82 115V114H81ZM103 116H104V114H102ZM121 115V114H120ZM123 115V114H122ZM126 115V114H125ZM129 115V116H130ZM133 115V116H132ZM131 116L133 117V120H134V118H136L137 116H136V114L134 113V114H132ZM134 115H135V117H134ZM137 115H139V114H137ZM260 115V116H261ZM73 116H74V114H73ZM76 116H78L77 114H76ZM80 116V115H79ZM97 116H95V117H97ZM106 116V115H105ZM102 117L101 115L99 116L100 117V119H98L99 121H94L93 120V118H87L88 120H90V119H92L93 121H94V123L95 122H99V123H101V126H100V124H99V126L100 127H102V125L104 126V121H103V118H106V117ZM112 116V115H111ZM146 116V115H145ZM264 116V115H263ZM0 117H3V122H0V127H2L3 129H4V131H3V133H2V135H3V138L6 140V141H10L13 145H17V146H21V147H23V148H26L29 152H31L32 154H33V156H34V160H33V163H32V166L30 167V169L27 171L29 174L28 175H26V177L25 178H23L25 175H21L20 173L18 174V172L19 171H23L24 172V170H22V169H17V175L15 174L14 176L13 175H9L8 173H5V183H4V187L3 188H0V194H2V193H10V192H12V193H17L19 196H21V195H24V199L25 200H50V202H45V203H34V201L32 202V201H30V203H28V202H24V203H22V202H16L15 204H0V216H2L3 218H4V224L3 225H0V247H8V246H11L12 248H13V250L15 251V252H21V250L22 249H24L26 246H31L32 248H34V249H36V251H37V253H38V255H36V256H27V255H24V254H20V255H16V256H14V261H13V264H53V263H55L56 262V260H57V251H58V245H59V239L56 237V214H57V212H56V207H57V205H59L60 204V201H59V199H60V197H63L61 194H55V192H54V185H55V181H54V174H55V168L57 169L58 168V175H59V177H58V181H57V184H58V189H59V191H61L62 193H80V194H75V195H67V197H75V196H79V195H81V194H95V193H114V194H116V195H134V193L135 194H137V193H146L147 195H159L158 193H161V194H168V195H171V196H175V197H178L177 195H179L177 192H175V191H167L166 192V190L167 189H169V188H167L166 190H165V192L163 191V189H165V188H160V189H162V191H159L158 192V190H157V192H156V189L157 188H155L154 186H153V176L155 175V173H156V170L158 169V168H160L161 167V152H159L160 150L158 149V148H155L153 145H149V143H145V144H147L146 146H144V144L143 143H139V146H140V148H142V149H144V150H140V149H136L135 150V152L138 154V156H136V155H133V154H131L130 155V152H128L127 153V155L128 156H125V157H123V160H124V162L126 163L125 164V167H126V169H127V171H129L128 172V175H130V176H134V180L135 181H137L138 182V186L142 189V190H132V191H135V192H126V191H129L128 189L124 192V190L123 191H121V190H113L112 189V187L111 186H113L112 185V182L109 184L110 185V187H111V189L109 190L108 189V191L106 190V191H103V187L101 188L98 184H97V187L98 188H101L102 189V191H95V190H90L89 192L88 191H86V192H79V191H75L71 186H73L74 188H75V185H77V184H79L78 182H81V181H78L77 182V180H79L80 179V177H77V175H76V173H78V172H76L77 171V164L75 165V163H74V161H75V159H72L74 156H76L75 158H76V161L78 160V157L80 156V155H82L81 153V150H82V148L84 147L83 145V143L85 142V140H86V138H87V136H90V135H86V137H85V139L83 138V139H81V140H78V141H74V139H77L76 138V136L74 135L73 137H70L69 136V138L71 139V140H67L66 141V139L63 137V136H65V135H63L62 137L65 139V140H63L64 141V143L62 144V143H60V141H62L61 139L59 140V143H58V146H60L59 144H62V145H64V148H62V147H58V149H59V153H58V155H55L56 153V150L54 151V149H55V135L54 136H52L54 133V127H53V115H52V109H14V110H12V109H0ZM24 117H27L30 121H31V123L28 125V127H27V129H25L24 128V126H23V124H22V120H23V118ZM67 117L68 116H65L64 118H66L67 119ZM84 117L86 118L87 116L84 114ZM99 117H97V118H99ZM101 117H102V119H101ZM109 117V116H108ZM107 117V118H108ZM113 117H114V115H113ZM139 117H141V116H139ZM192 118V119H190V118ZM210 117V116H209ZM250 117V116H249ZM74 118V117H73ZM72 118V119H73ZM75 118H77V117H75ZM79 118V117H78ZM78 118H77V120H78ZM80 118H82L81 116H80ZM79 118V119H80ZM84 118V119H85ZM107 118H106V120H107ZM110 118V120L111 121H113L112 120V118L111 117H109ZM109 118H108V120H109ZM123 120H125L126 122H128V120L127 119H130L129 117H127V116H124L123 115ZM217 118V117H216ZM66 119H64V120H66ZM71 119V120H72ZM83 118H82V120H84ZM86 119V120H87ZM196 119V118H195ZM201 119H202V117H201ZM246 119H248V117L246 118ZM63 119H61V121H60V118H58V126H57V129L59 128V126L61 127V125H60V122H62L61 124H63L64 122L62 121ZM75 120V119H74ZM77 120H75V121H77ZM88 120H87V122H88ZM100 120H102L103 122H100ZM105 120V119H104ZM105 120V121H106ZM130 120H132V119H130ZM132 120V121H133ZM138 120V119H137ZM258 121H259V118L257 119ZM260 120H261V117H260ZM262 120H263V117H262ZM67 121V120H66ZM74 121V122H75ZM79 121V120H78ZM91 121V120H90ZM88 122L89 124H91V122ZM153 121H154V117H153ZM172 121V120H171ZM200 121V120H199ZM197 119L194 121L195 123V126L197 125L196 124V122H198V125H197V127H199L200 126V122H199ZM240 121V120H239ZM246 121V120H245ZM80 122V121H79ZM82 122H84V121H82ZM86 122V121H85ZM113 122H116L115 120L113 121ZM141 122V121H140ZM145 122V121H144ZM149 122H151V120L149 121ZM156 122V121H155ZM244 122V121H243ZM242 122V123H243ZM256 122V121H255ZM262 122V121H261ZM66 123H68V122H66ZM71 123V122H70ZM73 123V122H72ZM96 123V124H97ZM105 123H107V121L105 122ZM134 123H136V125L139 123V120H138V122H134ZM142 123H143V121H142ZM142 123H141V125H142ZM173 123H175V122H173ZM173 123H170V124H173ZM242 123L240 124V125H242ZM247 123V122H246ZM75 124V123H74ZM77 124H79V123H77ZM76 124V125H77ZM82 124V123H81ZM80 124V125H81ZM85 124V123H84ZM87 124V123H86ZM96 124L93 126L92 124V126L94 127V129H95V126H96ZM107 124H110L109 122L107 123ZM106 124V125H107ZM150 124V123H149ZM148 124V125H149ZM163 124V123H162ZM161 124V125H162ZM176 124V123H175ZM251 124V123H250ZM262 124V123H261ZM66 125H68V124H66ZM72 125V124H71ZM76 125H72V127L71 128H73V126L74 127H77ZM118 125V124H117ZM139 125V124H138ZM138 125H137V127H138ZM168 125V124H167ZM190 125V124H189ZM192 125H193V123L191 124V126H189L188 127V129L190 128V127H192ZM264 125V124H263ZM263 125H262V127H263ZM64 126V128H65V125L63 124L62 125V127ZM69 126H70V124H69ZM68 126V127H69ZM79 126V125H78ZM107 126H109V125H107ZM114 126H116V124L114 125ZM119 126V125H118ZM149 126H151V125H149ZM179 126V125H178ZM186 126V127H185ZM195 126L193 125V127L195 128ZM236 126H237V124H236ZM87 127H88V125H87ZM93 127H91L92 128V130H93ZM120 127V126H119ZM142 127H143V129H145L144 128V125H142ZM156 127H158V125L156 124ZM160 127V126H159ZM172 127V126H171ZM185 127V128H184ZM203 127V126H202ZM235 127V126H234ZM239 127V126H238ZM246 127V126H245ZM78 128V127H77ZM79 128H80V126H79ZM89 128V127H88ZM104 128V127H103ZM102 128V129H103ZM107 127L105 126V129H106ZM116 128H118V127H116ZM139 128H141V127H139ZM161 128H163V127H161ZM200 128V127H199ZM75 129V128H74ZM100 129V128H99ZM105 129H103V130H101L102 132L105 130ZM108 129V128H107ZM114 129V128H113ZM143 129H142V131H143ZM149 129V128H148ZM171 129V128H170ZM179 129V128H178ZM177 129V130H178ZM191 129V128H190ZM193 129V128H192ZM196 129V128H195ZM202 129V128H201ZM200 129V130H201ZM205 129H207V128H205ZM246 129V128H245ZM72 130V129H71ZM71 130H70V132H71ZM77 130V129H76ZM88 130V129H87ZM87 130H85L86 132V134H89V130H90V128H89V130L87 131ZM141 130V129H140ZM155 130H157V128L155 129ZM164 129H162V133H164V131H163ZM187 130V129H186ZM208 130V129H207ZM232 130H234V128H232ZM74 131V130H73ZM72 131V132H73ZM91 131V130H90ZM95 131H97V129L95 130ZM100 131V132H101ZM106 131V130H105ZM171 131V130H170ZM190 131V130H189ZM192 131V133H193V130H191ZM191 131H190V134H191ZM196 131V130H195ZM199 130H197L196 132H194L196 135H197V133H198V135H197V138L199 137V138H201V136H199V132H198ZM64 132V131H63ZM76 132V131H75ZM78 132H80V129H79V131ZM88 132V133H87ZM97 132H99V131H97ZM144 132V135L142 134ZM142 133L141 132H139V133H141L143 136H145V139H146V142H150L151 143V141H153V139H152V136H150L148 133L150 132V131H148V133H147V131H143ZM157 132V131H156ZM201 132V131H200ZM203 132H205L204 130H203ZM230 132V131H229ZM65 133V132H64ZM63 133V134H64ZM74 133V132H73ZM72 133V134H73ZM106 133H107V131H106ZM158 133V132H157ZM179 133V132H178ZM185 133H186V131H185ZM182 134L181 133V135H182V142H181V140H180V147H179V149L176 147V149H175V153L176 152H178V151H176V150H179V163L177 162V164H178V169L179 170H181L182 169V171H183V173H182V176H183V182L182 183H184L185 182V173H189V168L188 167H190V166H188V165H191L193 162H190L191 164H189L188 162H187V160H189L188 159V148L186 147L187 146V142H186V140L187 139H189L190 140V138H187V137H185V138H187L186 140L184 139V135H186V134ZM243 133V132H242ZM75 134V133H74ZM76 134H78V133H76ZM94 134H95V132H94ZM104 134V133H103ZM168 134H169V132H168ZM177 134V133H176ZM195 134H193V136H195ZM232 133L230 132V134H228V136L229 135H231ZM259 134V133H258ZM62 134L60 133V135H59V138H60V136H61ZM79 135V134H78ZM78 135H77V137H78ZM96 135V134H95ZM94 135V136H95ZM98 135H99V133H98ZM98 135H96V136H98ZM101 135V134H100ZM100 135H99V137H97V138H101L100 137ZM106 134H104L103 136H105ZM119 135H121L120 133H118V132H111V133H109V134H107V136H105V137H111V138H118L119 139ZM163 135V134H162ZM189 137H190V135H189V133L187 134ZM192 135V134H191ZM206 135V134H205ZM210 135V134H209ZM257 135V134H256ZM94 136H92L93 138H94ZM168 136V135H167ZM263 136H264V134H263ZM263 136H261V137H263ZM79 137H80V135H79ZM78 137V138H79ZM91 136H90V140H91V142L93 143V145H94V142L92 141L93 140V138H92ZM105 137H103V139L105 140ZM203 137V136H202ZM230 137V136H229ZM62 138V139H63ZM97 138L94 140V141H96L97 140ZM111 138H107L108 139V141H104V142H109V140L111 141ZM158 138V137H157ZM196 137H194V139H195ZM196 138V139H197ZM228 138V137H227ZM233 138V137H232ZM98 139V140H99ZM169 139V138H168ZM193 138H192V140H194ZM202 139V138H201ZM207 139V138H206ZM243 139V138H242ZM245 139V138H244ZM259 139V138H258ZM261 139V138H260ZM87 140L89 141V139L87 138ZM97 140V141H98ZM142 140V139H141ZM178 140V139H177ZM191 140V141H192ZM62 141V142H63ZM66 141V142H65ZM102 141V140H101ZM117 141V140H116ZM116 141H114V142H116ZM143 141V140H142ZM188 141V140H187ZM191 141H189V142H191ZM195 141V140H194ZM198 141H200L199 139H198ZM203 141H204V137H203ZM207 141V140H206ZM258 141V140H257ZM256 141V142H257ZM87 142V141H86ZM85 142V143H86ZM103 142V144H101L102 146H104V143ZM144 142V141H143ZM186 142V143H185ZM253 142V141H252ZM256 142H253V143H255L256 144ZM113 143V142H112ZM170 143V142H169ZM174 143V142H173ZM203 143V142H202ZM233 143V142H232ZM231 143V144H232ZM237 143V142H236ZM242 143V142H241ZM240 143V144H241ZM244 143V142H243ZM87 144V143H86ZM88 144H90V143H88ZM99 145H100V142L98 143ZM109 144V143H108ZM175 144V143H174ZM221 144H222V142H221ZM234 144V143H233ZM61 145V146H62ZM110 145H111V143H110ZM253 145V144H252ZM86 146V145H85ZM95 146H98L97 144L95 145ZM109 146V145H108ZM115 146V145H114ZM159 146V145H158ZM167 146H168V144H167ZM205 146V145H204ZM224 146V145H223ZM245 146V145H244ZM248 146V145H247ZM247 146H246V148H247ZM255 146V145H254ZM199 147V146H198ZM225 147V146H224ZM235 147V146H234ZM237 147V146H236ZM256 147V146H255ZM254 147V148H255ZM62 148V149H61ZM103 147H101V148H99L98 147V150L99 149H102ZM106 147H104V149H105ZM112 148V146L110 147V149ZM169 149H170V147H168ZM245 148V147H244ZM257 148V147H256ZM261 148V147H260ZM259 147L257 148L258 150L260 149ZM263 148V147H262ZM104 149H102L103 151H105ZM109 149V148H108ZM106 150V151H108L109 152V154L108 153H106L107 155H109L108 157H111L112 158V156H110V155H112L110 152H112L111 150L109 151V150ZM114 149V148H113ZM216 149V148H215ZM217 149H218V147H217ZM222 149V148H221ZM237 149V148H236ZM240 149V148H239ZM238 149V150H239ZM256 149V150H257ZM190 150V149H189ZM205 150V149H204ZM227 150V149H226ZM235 150V149H234ZM241 150H242V148H241ZM240 150V151H241ZM253 151V152H250L249 154L251 155L252 153H253V155L252 156H250V157H253L254 158V160H255V158H257V157H259L260 155H261V153H263L262 151L261 152H259V151ZM101 151V150H100ZM99 151V152H100ZM168 151V150H167ZM236 151V150H235ZM62 152V153H61ZM80 152V153H79ZM169 152V151H168ZM248 152V151H247ZM103 153V152H102ZM113 153V152H112ZM174 153V152H173ZM217 152H215V154H216ZM236 153V152H235ZM178 154V153H177ZM211 154V153H210ZM215 154H214V156H215ZM220 154V153H219ZM241 154V153H240ZM248 154V153H247ZM102 155H104V153L102 154ZM200 155V153L198 154V156ZM235 155H237V154H235ZM178 156V155H177ZM234 156V155H233ZM237 156H239V154L237 155ZM241 156V155H240ZM246 156V155H245ZM245 156L244 157H242V158H240V159H238V160H243V159H245ZM249 156V155H248ZM247 156V157H248ZM50 159H49V158ZM96 157V156H95ZM98 158H99V156H97ZM104 157V156H103ZM108 157H106V158H108ZM151 157H155V159L153 160ZM168 157V156H167ZM173 158H174V156H172ZM190 157V156H189ZM209 157V156H208ZM211 157V156H210ZM212 157H213V155H212ZM232 156L230 155V158H231ZM93 158H94V156H93ZM92 158V159H93ZM173 158H172V161H173ZM198 158H200V157H198ZM223 158H226V157H223ZM237 158H239V157H237ZM249 158V157H248ZM82 159V156H80V159H79V161ZM115 159V158H114ZM162 159H163V157H162ZM193 159H194V157H193ZM228 159H229V157H228ZM232 160L234 159V158H231ZM230 159V160H231ZM236 159V158H235ZM95 160H97L96 158H95ZM100 160V159H99ZM99 160L98 161H94V162H96V167L98 168V165H100V163L102 162V161H100V163H99ZM110 160H112V162H113V164L115 163V161L113 160V158L112 159H110ZM110 160H109V162H110ZM116 160V159H115ZM119 160V159H118ZM118 160H116V161H118ZM176 160V159H175ZM210 160V159H209ZM211 160H212V158H211ZM226 160V159H225ZM237 160V159H236ZM236 160L234 161V162H236ZM78 161V162H79ZM93 161V160H92ZM120 161V160H119ZM118 161V162H119ZM144 161H147L148 162V166L147 167H145V165H144ZM194 162L196 161V158H195V160H193ZM229 161V160H228ZM82 162V161H81ZM81 162L80 163H78V164H80L81 165ZM107 162V161H106ZM105 162V160L102 162V164H101V167H103L102 165H103V163H105V164H107ZM138 162H140L139 164H138ZM57 163H58V165H57ZM73 163H74V165L76 166H73V168L75 167V172L73 171V174L75 173V175H72V176H69V174H66V173H68V170L70 169V172H71V170H73V169H71V168H69V167H71L72 165H73ZM77 163V162H76ZM97 163H99L98 165H97ZM121 163H122V161H121ZM170 163H171V161H170ZM226 163V162H225ZM65 164H67V166H64ZM92 164V163H91ZM116 164V163H115ZM176 164V163H175ZM176 164V165H177ZM194 164V163H193ZM200 164V163H199ZM227 164V163H226ZM229 164V163H228ZM237 164V163H236ZM112 165V164H111ZM171 165V164H170ZM230 165H231V162H230ZM253 165V164H252ZM69 166V167H68ZM79 166V165H78ZM90 166V165H89ZM93 166H94V164H93ZM94 166V167H95ZM107 166H109V165H107ZM107 166H106V168H107ZM123 166H124V164H123ZM167 166V165H166ZM188 166V167H187ZM192 166H194V165H191V168L193 169V167ZM225 166V164H223V167ZM250 166H251V164H250ZM255 166H258L257 164L255 165ZM66 167H68V168H66ZM81 167H83V166H81ZM87 167V166H86ZM95 167V168H96ZM100 167V166H99ZM100 167V169H102ZM117 167V166H116ZM175 167V166H174ZM177 167V166H176ZM229 167V166H228ZM259 167V166H258ZM63 168H65V170L63 169ZM91 168H92V165H91ZM90 168V169H91ZM104 168H105V165H104ZM105 168V169H106ZM118 168V167H117ZM123 168V167H122ZM187 168H188V171H187ZM194 168H196V167H194ZM68 169V170H67ZM79 169H81L80 167H79ZM83 169H85V167L83 168ZM93 170H94V168H92ZM109 169V168H108ZM111 169L112 168H110V170H108V171H111ZM175 169V168H174ZM185 169V170H184ZM254 169V168H253ZM252 169V170H253ZM107 170V169H106ZM106 170H104L103 169V171L104 172H106ZM113 170V169H112ZM125 170V169H124ZM171 170V169H170ZM178 170V171H179ZM196 170V169H195ZM251 170V173L252 172H255V171H252ZM255 170H257V169H255ZM261 170V169H260ZM83 171V170H82ZM95 172L97 171V170H94ZM94 171H92V172H94ZM98 171H99V169H98ZM107 171V172H108ZM123 171V169H121V172ZM174 171V170H173ZM173 171H172V173H173ZM187 171V172H186ZM194 171V170H193ZM193 171H191V172H193ZM202 170H200V172H201ZM258 172H259V170H257ZM81 172V171H80ZM79 172V173H80ZM91 172V171H90ZM91 172V173H92ZM92 173V174H97V173ZM103 172V173H104ZM106 172V173H107ZM112 172V171H111ZM116 172V171H115ZM190 172V173H191ZM204 172V171H203ZM79 173H78V176H79ZM85 173V172H84ZM106 173H104L103 175L104 176H107L106 175ZM114 173V172H113ZM170 173L171 172H169V175H170ZM176 173H178L177 171H176ZM189 173V174H190ZM199 173V172H198ZM205 173V172H204ZM203 173V174H204ZM245 173V172H244ZM250 172H248V174H249ZM24 174H25V172H24ZM90 174V173H89ZM92 174H90L91 175V179H92V177H93V175ZM99 174V173H98ZM102 174V173H101ZM259 174V173H258ZM32 175V176H31ZM71 175V174H70ZM81 175V174H80ZM82 175H83V178H85L84 177V174L82 173ZM81 175V176H82ZM88 175V174H87ZM87 175H86V178H87ZM101 176L100 175V177H103V180L105 179V177L104 176ZM114 175H118V174H115L114 173ZM120 175V174H119ZM118 175V176H119ZM127 175V176H128ZM173 175V174H172ZM171 175V176H172ZM178 175V174H177ZM188 175V174H187ZM197 175V174H196ZM201 175H202V173H201ZM238 175V174H237ZM255 175V174H254ZM66 178H65V177ZM89 176V175H88ZM96 176V175H95ZM113 176V175H112ZM175 176V175H174ZM180 176V175H179ZM189 177L190 176H192V174H190V175H188ZM236 176V175H235ZM235 176H233V178L235 177ZM240 176V175H239ZM253 176V175H252ZM97 177H98V179H99V175H97ZM97 177H95V179H94V183L98 180L97 179ZM110 177V176H109ZM114 177H116V179H117V176H114ZM120 177V176H119ZM136 177V178H135ZM206 177V176H205ZM204 177V178H205ZM209 177V176H208ZM225 177V176H224ZM227 177V176H226ZM237 177V176H236ZM242 178L244 177V176H241ZM241 177H239V178H241ZM256 177V176H255ZM79 178V179H78ZM107 179H108V177H106ZM121 178H123L122 176H121ZM125 179H126V177H124ZM171 178V177H170ZM174 179H175V177H173ZM192 178H194V176H192ZM196 178L198 179L199 177H195V180H196ZM203 178V177H202ZM232 178V177H231ZM241 178V179H242ZM23 179V180H22ZM27 180L28 182L29 181H35L36 183H37V185H39L40 186V189L41 190H35V189H33V190H35V191H29V192H21V191H18V190H16V187L15 186H18L20 183H21V180H22V182H24L25 180ZM63 179H65V181L67 180L68 181V183H70L71 185H69L68 186V184H67V182H66V184H67V186L71 189V190H69V188H67L66 187V185H65V187L67 188V190L66 189H64L65 187H62V185H64L65 183L63 182L64 180ZM102 179V178H101ZM106 179V180H107ZM132 179V180H133ZM189 179V178H188ZM228 179V178H227ZM256 180H258L259 178H255ZM255 179H253V180H255ZM103 180H100V182L101 181H103ZM109 180H110V178L108 179V183H109ZM127 180V179H126ZM123 181V184H121V185H126L127 183H129V185H127V187L128 186H130L132 183H131V181L132 180H127V181ZM165 180V179H164ZM168 180V179H167ZM181 180V178H179V181ZM192 180H194V179H192ZM194 180V181H195ZM250 180V179H249ZM253 180L251 179L250 180V182H252L253 183ZM27 181H25V182H27ZM86 181V180H85ZM84 181V182H85ZM191 181V180H190ZM193 181V182H194ZM201 181V178L199 179V182ZM246 181H247V179H246ZM24 182V183H25ZM28 182H27V185H28ZM99 182V180L97 181V183ZM99 182V183H100ZM107 182V181H106ZM105 182V183H106ZM144 183V184H147V185H149V187L146 189V190H144L143 189V184H140V183ZM162 182V181H161ZM166 182V181H165ZM169 182V181H168ZM170 182H171V185L173 184L172 183V181L170 180ZM176 182H178V180L177 181H175V183ZM188 182V181H187ZM197 182V181H196ZM259 182H260V180H259ZM259 182L258 183H255V181H254V183L257 185V184H259ZM23 183V184H24ZM30 183V182H29ZM36 183H33V185H35ZM75 183H77V184H75ZM90 183H93V181L92 182H90ZM89 183V185H92V184H90ZM93 183V184H94ZM103 183V182H102ZM107 183V184H108ZM131 183V184H130ZM174 183V184H175ZM189 183H191L192 184V181L191 182H189ZM242 183V181L240 180V184ZM245 183V182H244ZM246 183H248V182H246ZM245 183V184H246ZM253 183V184H254ZM22 184V185H23ZM30 184H32V182L30 183ZM62 184V185H61ZM75 184V185H74ZM96 184V183H95ZM114 184V183H113ZM116 184H117V180H116ZM116 184H114V185H116ZM118 184H119V182H118ZM161 184H163V183H161ZM169 184V183H168ZM185 184H187L186 182H185ZM191 184H189V185H191ZM193 184H195V182L193 183ZM197 184V183H196ZM222 184V183H221ZM239 184V183H238ZM245 184H242L243 186H244V188H245ZM254 184V185H255ZM21 185V184H20ZM21 185V186H22ZM25 185V184H24ZM23 185V186H24ZM104 185V184H103ZM106 185V184H105ZM108 185V186H109ZM120 185V184H119ZM160 185V184H159ZM167 185V184H166ZM171 185H170V187H171ZM188 185V184H187ZM215 185V184H214ZM251 184L249 183V186H250ZM253 185V186H254ZM39 186H37V187H39ZM78 186V185H77ZM76 186V187H77ZM93 186V185H92ZM92 186H90L91 188H92ZM96 186V185H95ZM118 186V185H117ZM131 186H133V184L131 185ZM163 186V185H162ZM248 186V187H249ZM252 186V185H251ZM29 187V186H28ZM61 187V188H60ZM106 187V186H105ZM160 187V186H159ZM167 187V186H166ZM169 187V186H168ZM211 187V186H210ZM227 187H229L230 188V186H227ZM227 187H225V190H226V188ZM234 186H232V188H233ZM18 188V187H17ZM21 188V187H20ZM27 188V187H26ZM31 188V187H30ZM107 188H109V187H107ZM118 189H119V186L117 187ZM121 188H123L122 186H121ZM216 188H217V186H216ZM240 188H242L241 186H240ZM244 188H243V190H241V191H244ZM256 188V186H254V188L252 189V187H251V189L249 190V188H248V190L249 191H251V190H254ZM13 189H15V190H13ZM38 189V188H37ZM106 189V188H105ZM129 189H134V187H132V188H129ZM159 189V190H160ZM170 189H172V188H170ZM204 189V188H203ZM212 189V188H211ZM215 189V188H214ZM219 189V188H218ZM235 189H238V188H235ZM234 189V191H237V190H235ZM246 189H247V187H246ZM260 189V188H259ZM207 190H209V188L207 189ZM217 190V189H216ZM215 190V191H216ZM227 190H228V188H227ZM233 190V189H232ZM247 190V191H248ZM258 190V189H257ZM261 190H262V187H261ZM264 190V189H263ZM262 190V191H263ZM131 191V190H130ZM185 191V190H184ZM202 191H205V189L204 190H202ZM201 191V192H202ZM212 191H214V190H211V192ZM223 191V190H222ZM233 191V192H234ZM239 192H240V190H238ZM237 191V192H238ZM246 191V190H245ZM246 191V192H247ZM248 191V192H249ZM255 191H256V189H255ZM260 192L259 191V193L260 194H257V191H256V194L257 195H255V194H253V192L251 193V194H242V192L241 193H195V192H188V191H185V194H184V196L186 195V196H189V198L191 197V198H196V197H206V196H208V197H210L211 195H218V194H230V195H232V194H235L234 196H239V195H244L245 197H248V195H250V196H252V197H262V196H264V194H261V193H263V192ZM199 192V191H198ZM218 192V191H217ZM220 192V191H219ZM228 192H229V190H228ZM232 192V191H231ZM244 193V192H243ZM250 193V192H249ZM93 196V195H92ZM94 196H96V195H94ZM65 197V196H64ZM83 197V196H82ZM211 197H214V196H211ZM36 202H39V201H36ZM147 206H149V205H147ZM77 206H73V207H68V209H67V211H66V216H67V214L72 210V209H74V208H76ZM199 207L200 206H196L195 207V212H196V219H197V212H198V210H199ZM165 208V207H164ZM172 208H174V207H170V208H168V209H172ZM177 209V208H176ZM179 210V209H178ZM180 213V212H179ZM202 217V216H201ZM202 219V218H201ZM203 220H201V222H202ZM179 224H180V221H179V223H178V226H177V229H176V240H175V242H176V249H177V262L176 263H178L179 262V253H178V236H179V233H178V228H179ZM19 226H23V234H21L20 232H17V231H10V230H12V229H15V228H17V227H19ZM204 228V229H203ZM215 232V233H214ZM200 233H201V236H202V239H201V242H199L200 244L199 245H197V248H196V251H195V258H194V261H195V264H197V263H199V264H210V263H214V264H222V263H224V264H249V262H248V257H246V259H245V257H244V259H241V258H236V255H238L239 253H237L238 251H241V250H243V249H241V250H239L240 248H238V247H244L245 249H246V245H243V246H241L239 243H237L235 240H232V243L234 244V243H236V244H238V247H236V248H238V250L236 251V253H235V250H234V253H232L231 252V250L229 251V253H228V250H226V247L228 246L229 248H230V246H232V244H231V242H229V241H231V240H229V241H227V243L230 245H228L227 244V246H226V244L224 243L225 241H226V239L227 238H229L230 239V237H228V235H229V233L228 232H226V231H222V230H220V229H214L213 228V231L211 230V231H209L207 228H205L204 227V225H203V222L201 223V226H200ZM205 234H207V239H204L203 237L205 236ZM240 245V246H239ZM233 246H235V245H233ZM237 246V245H236ZM229 248H227V249H229ZM48 249H51V251H49ZM234 249V248H233ZM232 249V250H233ZM248 250H249V248H248ZM248 250H246V252H249ZM245 250H243V251H241L240 252V254H242V252H244ZM255 251V250H254ZM226 252V253H225ZM234 254L235 256L233 257L232 256V254ZM230 254H231V256L232 257H230ZM246 255L245 256H247V255H250L249 253H245ZM244 256V255H243ZM242 257V256H241ZM231 258H234V260H235V258H236V262L235 263H233L232 261V259ZM232 260V261H231ZM157 263H159V264H162V262H157Z\"/></svg>",
  "mask_w": 264,
  "mask_h": 264
},
{
  "label": "rangeland",
  "instance_id": "2",
  "mask_svg": "<svg viewBox=\"0 0 264 264\" xmlns=\"http://www.w3.org/2000/svg\"><path fill=\"white\" fill-rule=\"evenodd\" d=\"M23 1V0H22ZM52 1V0H51ZM62 1H64V0H62ZM73 1V0H72ZM75 1H78V2H80L79 0H75ZM89 1V0H88ZM87 0H86V2H88ZM99 1H101V0H99ZM103 1V0H102ZM170 1V0H169ZM169 1H167L166 2V0L165 1H163V2H165V5L163 4H161V1L160 0H154V3L156 4V6H155V4H153L155 7H156V10H155V7H148L147 9H150V8H154V10L153 9H151V10H153L154 11V13L155 12H157V14L160 12V9H161V11L162 12H165V16H166V18L167 17H169V15L168 14H170L171 16H172V14L174 15L175 14V16H176V14H177V17H176V21H175V19L173 18L174 16H170L169 17V19L170 18H173V20L171 21V19L169 20L168 18V20H169V22L171 23V24H173V26L175 27V26H177L178 24L180 25L181 24V22L180 21H184L185 20V18H188V19H186V20H188V22L189 23H193V18L192 17H190V18H192V19H190L189 20V16L191 15V16H193V15H196L197 16V14L199 13L200 15H201V17H200V15H198L197 17H200L202 20L204 19V17H205V15L204 14H206V13H208L209 12V10L208 9H212L211 11H210V13L212 14H210L209 13V16H208V14H206V19L205 20H207V19H209L208 20V22L210 23L211 22V20H210V18H212L214 15H217V17L216 18H219V17H221V18H219V20H220V23L218 22V21H216V20H218V19H216L215 20V16L212 18L213 19V21L212 22H214V24H215V21L216 22H218V23H216L215 25L216 26H218L217 24H219V26H220V24H223L224 23V25H223V27L225 26V27H227V28H225L224 27V29H223V27L222 26H220L221 27V29H220V27H216L212 22V24L210 23V25H211V28L212 29H214V28H217V30H215L214 29V31L216 32H220V33H217L216 32V36H214L215 34L214 33H211V37L207 34L209 31L208 30H206V28H205V26H206V23H207V21L205 22V24L203 23L204 22V20H203V22L201 21V19L199 18H197L198 19V21H200V22H202V24H201V26H200V23H198L197 22V26H199L200 27V31L201 32H199V30H198V33H197V31L196 32H194V31H189V32H191V33H189L188 32V30H187V32H183V33H185V34H180L179 32H178V28L176 29L177 30V33L178 34H176L175 32H176V30H174V29H172L173 28V26L171 27V24H169V26L166 24L167 22H168V20L166 21V22H164V20H166L164 17L165 16H163V18H164V20H162L163 18H162V15L164 14H162V12H160V14H158L159 16H156V13H155V16H156V18L154 19V13L152 14V12H150V15H153V20L151 19V16H148V10H147V13H146V16H145V14H144V16L145 17H147V19H149L150 18V21L149 20H147L146 18H144V17H142V18H144V21L145 22H147L148 23V21H149V23L150 24H153V25H155V22H156V26H158L157 27V29L156 30H153L154 31V33H155V37H153L152 36V34L154 35V33H151V31H150V33L151 34H148V35H150L148 38H147V34H146V36L144 35V33H145V31H141V29L139 30V29H133V31H131L128 27L126 28V26H124L126 29H124V33L122 32L123 31V28L121 27V28H119L120 29V33H119V35H117L118 34V29L117 28H114V26H113V28H112V26L111 25H115V24H118V25H120V23H121V25L123 24V22L124 21H122L121 19H119L120 18V16L118 15L119 14V12L121 11L119 8H116V7H112V6H110V5H108L107 6V4H103L104 5V7H105V5H106V8L108 7V9H110V11H112V13L114 12V10H115V12L113 13V16H112V20L113 21H115L114 23H112L110 26H108L109 27V30H107V28H106V30L107 31H105V32H103V33H101L100 31L102 30V29H99L98 27L100 26L99 25V21H96L97 22V24H90L91 26L90 27H87L86 29H87V31H85L86 29L84 28H82V27H85V26H82V27H79L78 26V29L79 28H81V29H83L82 31L80 30V31H78V29L77 28H75V32H74V30H71V29H69V30H71V31H66L65 29H64V32H59L58 33V36H57V33H56V31L55 32H52L51 31V33H48V34H52V35H55L54 33H56V35L55 36H47V35H45V36H43V37H27L26 39H28L29 38V40H30V42H32V43H42V42H46V43H49V42H53V43H59L58 44V46L59 45H61V46H63V47H68V45H69V47H72L71 49L70 48H68V49H57V50H60L62 53H64V55L63 56H60V55H58V56H56L57 58H51V57H43V58H41V59H43L44 61H43V63H41V64H37V65H41L44 69L42 70V73H41V76H43V75H45V77H47V80L49 81L48 82V84L42 89V91H31V90H29V91H26L27 92V94L25 95L24 93H22V95H23V100H26V102L27 101H42L43 99H45V98H52L53 100H57L58 98H62L63 99V97H64V99L63 100H65V101H74L75 103H88V102H86V101H106V100H108V101H110V100H114V101H123V100H127V101H130V100H132V101H140V102H142V100H140L141 98L140 97H142V98H144V97H147V98H144L145 100H154L153 98H155V100H157L159 97V99L161 100V98H163L164 97V95H165V97H164V100L165 101H171V100H174V99H176V98H180L179 96L180 95H182V96H185L186 97V95H187V92H189V96H190V94H195V92L197 93V95L199 96L200 94H201V92L202 93H205L206 91V95L204 94V96H205V98L207 97V94H209V96L208 97H210V95H211V97L213 96V95H216V96H214V97H219L220 98V96L221 97H225L224 99H227V95L229 94V96H228V99H229V97H230V99L232 98V99H236V97L235 96H237V98L238 99H240V94L242 95L243 93H244V91H243V88H246L247 86H249V88L252 86H255V87H257V88H255V87H253V89L251 88V89H247L248 91H251L252 90V92H254V91H256L257 92V90H259L258 92H261L262 94H261V96H263V97H261V99L260 98H258V97H256V98H258V99H256L255 98V96L254 95H257L258 96V94H259V97H260V93H256V94H253L252 96H251V94H250V92H247L246 90H245V93L247 94V93H249L250 94V96H251V99H253L252 97H254V99L257 101V100H259L260 99V101H262V99L264 100V56H256L257 58H261V59H258V60H255V61H253L252 59H255V56H252V55H264V52H260V53H249V52H237L238 54H240V55H246V56H242V58H236V57H231L232 55L230 54V53H232V52H217V53H221V54H226L225 56H227L228 55V59L229 60H234V61H232V63H235V64H233V70L235 69L234 67L236 66L237 67V63L239 64V62L241 61V59H242V61L240 62L241 64H239L238 65V67L240 68H236V70L235 71H230V70H232V68L230 67L232 64L230 63V62H226V61H229V60H226L227 58H225V57H219V59H216V58H214L216 61H213V59H211V61H212V64L213 63H215L214 65H211V61H209V58H205V59H207V60H205L204 58V60L203 59H194V58H192V59H189L192 63L194 62H199L200 63V61H201V63L200 64H196V65H194V63L193 64H190V66L192 65V66H196V67H191L192 69H194V70H191V68H190V66L188 65V62H190L188 59V62H187V60L185 59V58H178V59H174V61L173 62H175V60L177 61V62H175L176 64L178 63H180L178 66H180V70H181V64L182 65H184L186 62H187V64H185L183 67H182V69H183V71L181 70V73L179 72V69H178V67H177V69H173L174 67L176 68V64H174V63H172V64H174V67L172 66L171 67V65H169V67H170V69L168 68V67H166V66H168V64L167 65H163V64H161L160 63V61L159 60H154V59H152L153 61H151V59H149V58H144L143 56L144 55H142L141 57H143V58H139L138 56V54H134V55H136L135 57H136V59H135V61H137V62H135L134 61V56H132V57H129V58H127V59H125V60H122V59H119V58H116V62H115V58H112V59H110V60H113L112 62L110 61V60H106L107 61V63L109 62L111 65H113V66H111L109 63V65L111 66H109V65H105L104 63V61L105 60H102V59H100V60H102V62H104L103 64L106 66V67H104V65L102 64V62L99 60V59H97V61H98V64H96L97 63V61H93V59H90V55H94L95 53H96V51L98 50V51H104V50H106V49H103L102 47H106V45H111V46H118V45H121V46H124V47H130L131 49L130 50H133V51H136V50H139V51H147L148 49H143V48H139L138 49V47H140V46H143V47H147L148 46V44H143L145 41H151V42H154L155 44H150V46H152L153 48H155L154 50H170V49H168V47H170V42H172V41H174L175 39H178V40H181L182 39V42L183 41H188V42H191V43H198V42H200V40H202V41H205V40H207V41H212L211 39L213 38V40H219V41H221V40H223V41H229L230 39V41H233V39H234V42H232V43H235V44H240V43H242L243 41H244V43L245 42H247L248 43V41H250V42H253V40H256V41H258V40H260V41H264V0H259V2H261V5H259V7L260 8H258V6L257 7H255L256 5H255V2L254 1H258V0H212V2H211V0L210 1H207V2H204L203 1V8H201V9H204L205 10V7H204V5L206 4V3H208V2H210V3H208V4H210L211 6H214L215 5V7L213 8V7H208L206 10H208V12H205L204 11V13L203 12H201V9H200V11L198 12V10L199 9H197V10H195L196 9V7L197 6H195V8H192V6L194 7V5H196V4H190V5H187V4H185L187 7L189 6H191L190 8H192V10L191 11H187V14L186 15H183V16H185V17H183L182 16V14H185V13H182L183 11L181 10V9H183L185 6H183L184 5V3H186V1L187 0H179L180 1V3H179V1L178 0H175V3H176V7H178L180 4L182 5L181 6V9L179 8H175V6H173V4H172V7L173 8H175L174 9V11H173V9L171 10V8L172 7H170V10H167V6H166V4L167 5H169L168 4V2ZM234 1V2H233ZM11 1H9V0H4V1H2V2H0V12L1 13H3V14H7V17H9V14H11V13H14V12H17V13H19V11L20 10H22V12L18 15L19 17H17L16 19H21V18H24V17H28L27 19H31L32 18V15L33 14H29V10H31V3H28V4H19V5H17L16 7H13V8H9V6H8V4L10 3ZM82 2H85V0H83ZM85 2V3H86ZM104 2V1H103ZM103 2H101V3H103ZM127 2H128V0H127ZM126 2V3H127ZM174 2V1H173ZM182 2V3H181ZM232 2V3H231ZM263 2V3H262ZM73 3H75L74 1H73ZM100 3V2H99ZM101 3H100V5H101ZM105 3V2H104ZM170 3H172V2H170ZM178 3V4H177ZM213 3V4H212ZM238 3L240 4V5H238ZM77 4V7H78V5L80 6V4H78V3H76ZM227 4V5H226ZM236 4H237V6H236ZM256 4H258V3H256ZM260 4V3H259ZM34 5V4H33ZM103 5H101V6H103ZM171 5V4H170ZM178 5V6H177ZM207 5V4H206ZM205 5V6H206ZM210 5H208V6H210ZM223 5V6H222ZM226 5V6H225ZM245 5V6H244ZM255 5V6H254ZM76 6V5H75ZM230 6H232L233 8H231ZM241 7V8H239V7ZM251 6V7H250ZM121 7V6H120ZM187 7L186 8H184V9H186V10H188L189 9V7H188V9H187ZM207 7V6H206ZM244 7V8H243ZM254 7V8H253ZM115 8V9H114ZM132 8V7H131ZM198 8V7H197ZM199 8H200V6H199ZM225 8V9H224ZM238 8V9H237ZM246 8V9H245ZM252 8V9H251ZM256 8H257V10H256ZM112 9V10H111ZM114 9V10H113ZM116 9H119V10H116ZM144 9H146V7L144 6ZM214 9H216V10H214ZM232 9V11L234 12L235 11V9H236V11H235V13H233L232 14V12H231V14H232V16H233V18H232V16H231V19H232V21L230 20L229 21V17H230V10ZM251 9V10H250ZM255 9V10H254ZM125 10H126V8H125ZM140 10H142V9H140ZM151 10H149V11H151ZM185 10V11H186ZM190 10V9H189ZM253 10V11H252ZM146 11V10H145ZM169 11H171V12H169ZM172 11L174 12V13H172ZM184 11V12H185ZM203 11V10H202ZM139 12V11H138ZM137 12V15L138 16H142L143 15V13L141 12V15H139L140 13H138ZM144 12V11H143ZM169 12V13H168ZM190 12H196V14H190ZM217 12V13H216ZM256 12V13H255ZM63 13V12H62ZM66 13V12H65ZM74 13V15L76 14L75 12H73ZM72 13V14H73ZM80 13L81 12H77V14L75 15V16H77V15H80ZM111 13V12H110ZM118 13V14H117ZM216 13V14H215ZM68 14V13H67ZM190 14V15H189ZM235 14V15H234ZM118 16V18L116 17V16ZM229 17H228V16ZM187 16V17H186ZM202 16H203V18H202ZM139 17V18H140ZM158 17H159V19L160 20H162L163 21V23H164V25H167L168 27H171V28H168L167 29V26H164L163 25V23H162V21H160L159 19H158ZM184 19H183V18ZM194 17V19H195V21L197 20L196 18H195V16H193ZM235 17V18H234ZM180 18H182V19H180ZM227 18V19H226ZM243 18V19H242ZM147 21H146V20ZM222 19V20H221ZM227 21H229V22H227L230 26H227V24L225 23L226 22V20ZM236 19V20H235ZM151 20H152V22H151ZM156 20V21H155ZM159 20V21H158ZM225 22H224V21ZM141 21H143V19L141 20ZM155 21V22H154ZM173 21H175L176 22V24H175V22L173 23ZM191 21V22H190ZM248 21H250L249 23L251 24H248V25H250V26H252V29H251V27L249 26V27H247L246 25H245V22H248ZM154 22V23H153ZM221 22H223V23H221ZM94 23V22H93ZM185 23H186V21H185ZM185 23L183 22L182 24H184L185 25ZM189 23H187L186 24V26H184V27H189ZM242 23H244V25H245V28H250V32H248V31H246L245 29H243V32H241V34H240V36L237 34V33H239V32H236V28H237V26H238V24L240 25V24H242ZM190 24V25H191ZM226 24V25H225ZM81 25H84V24H80V26ZM93 25H97L98 27H96V26H93ZM164 27H166V28H162L163 26ZM178 25V27H179V29H180V26H181V28H183L182 27V25H180L179 26ZM210 25H209V27H210ZM93 26V27H92ZM102 26V25H101ZM160 26V27H159ZM202 26H204L203 28H202ZM207 26H208V23H207ZM214 26V27H213ZM254 26V27H253ZM94 29V27H96L98 30H100L99 32L101 33H98L97 31L98 30H95L94 29V31H93V29ZM105 27H106V25H104V30H105ZM230 27V30L228 31L229 32V34H228V32L226 31V29L228 30V28ZM239 27V26H238ZM92 29V30H90V29ZM101 28H103V27H101ZM111 28L113 29L112 30V32H110L111 31ZM158 28H160V29H158ZM205 28V29H204ZM72 29H74V28H72ZM115 29H116V31H115ZM155 29V28H154ZM164 29H167V30H164ZM223 29V31L221 32V30ZM58 30H60V29H58ZM89 30V31H88ZM125 30H126V33H125ZM137 31V33H135L136 31ZM173 30H174V32H173ZM190 30V29H189ZM204 30V31H203ZM66 31V32H65ZM116 33H114V32ZM130 31V32H129ZM135 31V32H134ZM140 31L141 32H143V33H141L140 34ZM152 31V32H153ZM180 31V30H179ZM181 31H184V29L183 30H181ZM180 31V32H181ZM208 31V32H207ZM224 31H226V33L224 32ZM109 32V33H108ZM139 32V33H138ZM148 31H146V33H147ZM158 32H160L159 34H158ZM194 32V33H193ZM206 32V33H205ZM213 32V31H212ZM224 32V33H223ZM235 32H236V34H235ZM248 32V33H247ZM2 33V34H1ZM5 32H0V34L1 35H3ZM149 33V32H148ZM200 33V34H199ZM210 33V32H209ZM223 33V34H222ZM5 34H7V33H5ZM10 35H13V34H11V33H9ZM32 34V33H31ZM105 34V35H104ZM115 34V35H114ZM156 34H158V35H156ZM175 34V35H174ZM192 34V35H191ZM203 34V35H202ZM205 34H207V35H205ZM220 34V35H219ZM227 34V35H226ZM247 34V35H246ZM163 35V36H162ZM181 35V36H180ZM104 36V37H103ZM176 36H178V38L176 37ZM183 36V37H182ZM207 36H209V37H207ZM109 37H111V38H109ZM159 37H161V38H159ZM202 37V38H201ZM239 39H238V38ZM244 37V38H243ZM103 38H107L106 40L105 39H103ZM113 38V39H112ZM144 38H145V40H144ZM146 38H147V40H146ZM152 38H153V41H152ZM155 38V39H154ZM165 38V39H164ZM173 38V39H172ZM175 38V39H174ZM180 38V39H179ZM184 38V39H183ZM187 38V39H186ZM201 38V39H200ZM211 38V39H210ZM225 38L227 39V40H225ZM233 38V39H232ZM238 39V41H237V39ZM243 40H242V39ZM56 39V40H55ZM59 39V40H58ZM91 39V40H90ZM97 39V40H96ZM140 39V40H139ZM151 39V40H150ZM163 39V40H162ZM168 39V40H167ZM191 39V40H190ZM196 41H195V40ZM199 39V40H198ZM209 39V40H208ZM229 39V40H228ZM245 39V40H244ZM77 41V42H76ZM98 41V42H97ZM107 41V42H106ZM112 41V42H111ZM114 41V42H113ZM141 41H143L142 43H141ZM159 41V42H158ZM163 41V42H162ZM168 41V42H167ZM193 41V42H192ZM79 42V43H78ZM82 42V43H81ZM136 42V43H135ZM138 42V43H137ZM140 42V43H139ZM164 42H166V43H164ZM146 43V42H145ZM158 45H157V44ZM164 44V45H163ZM167 44V45H166ZM169 45V46H168ZM75 46H76V48H75ZM77 46H79V47H77ZM81 46V47H80ZM84 46V47H83ZM86 46V47H85ZM95 46L97 47V49L95 48ZM99 46H101V48L100 49H98L99 48ZM158 46H160V49L158 48V49H156ZM83 47V48H82ZM89 47H91L92 49H90ZM135 47H137L136 48V50H135ZM162 47H163V49H162ZM81 48V49H80ZM87 48V49H86ZM89 48V49H88ZM77 49V50H76ZM79 49L80 50H82V52L83 53H85V51L87 50V53H85L84 54V56H83V53H77V55L76 54H69L68 52L69 51H79ZM86 49V50H85ZM94 49H96V50H94ZM63 50V51H62ZM68 50V51H67ZM90 50V51H89ZM59 51V52H60ZM88 51H89V53H88ZM91 51H92V53H91ZM93 51H95V52H93ZM65 52H66V54H65ZM101 53H103V52H101ZM212 53H216L215 51H213ZM235 53V52H234ZM241 53H244V54H241ZM97 54V53H96ZM74 55V56H73ZM250 55V56H249ZM145 56H150V57H161V59H162V61H165V62H169V60L170 59H173V57H177L176 56V54H151V55H145ZM252 56V58H250ZM230 57V58H229ZM246 57V58H245ZM254 57V58H253ZM131 58V60H129ZM225 58V59H224ZM246 59V60H244V59ZM248 58H250V60L248 59ZM256 58V59H257ZM117 59H119V60H117ZM183 59V60H182ZM184 59H185V62H184ZM222 59V60H221ZM224 59V60H223ZM238 59V60H240V61H236V60ZM248 59V60H247ZM95 60V59H94ZM126 60H129V61H126ZM134 62H133V61ZM140 60H145V61H147V62H150L151 61V63H150V66H147V64L144 62V64H146V65H143V63H141L142 61H140ZM178 60H179V62H178ZM180 60H182L181 62H180ZM197 60V61H196ZM217 60L219 61V62H217ZM220 60H221V63H220ZM18 60H16V59H12L11 61H10V63H12V62H17ZM119 61V62H118ZM124 61H126L125 62V64H124ZM131 61V62H130ZM139 61V62H138ZM158 64H156L155 62ZM162 65V68L160 67L161 65L158 63V62ZM202 61H203V63H202ZM206 61V62H205ZM225 63V65H224V63ZM245 61V62H244ZM247 61H250L249 63L247 62ZM251 61H253V62H251ZM65 62V63H64ZM100 62H101V64H100ZM117 62H118V65H117ZM184 62V63H183ZM190 62V63H191ZM208 63L207 65L209 66V68L212 66L213 68H210V71H208L209 73H206V71L207 70H209V68H207L206 70H204L206 67H207V65H206V67L204 68V65H205V63ZM217 62V63H216ZM106 63V64H107ZM113 63H116V65L115 64H113ZM140 63V65H138ZM152 63H154V64H152ZM210 63V64H209ZM218 63H220V64H218ZM250 63L253 65H251V66H249L250 65ZM259 63V64H258ZM66 64H67V66H66ZM120 64H122V65H120ZM129 64V65H128ZM133 64V65H132ZM134 64L136 65L137 64V69H138V71H137V69H135V67H132V66H134ZM157 65V67H159L158 68V70L156 69V65ZM202 64V65H201ZM227 64H230L229 65V67H230V69H229V67H228V69L226 70V71H224L227 67ZM258 64V65H257ZM127 65H128V67H127ZM132 65V66H131ZM149 65V64H148ZM176 65V66H175ZM188 65V67H187V69L188 70H185L184 71V68L186 69V66ZM216 65V66H215ZM217 65L218 66H220L219 68H221L220 70H218L219 68L217 67ZM225 67H224V66ZM246 65V66H245ZM119 66V67H118ZM122 66V68L123 67H125V69H124V71H122L123 69L122 68H120ZM138 66H145V68L143 67H139L138 68ZM147 66V67H146ZM153 68H152V67ZM163 66H165V68L163 67ZM257 66V67H256ZM102 67H104V68H102ZM107 67H110V68H108L109 70H106L107 69ZM129 67H130V69H129ZM134 68V69H132V68ZM151 67V68H150ZM202 70H204V71H201V69ZM217 67V71L215 70V68ZM248 67V68H247ZM253 67H254V69H253ZM260 67V68H259ZM49 68H51V74H50V76L48 75V69ZM115 68H117L116 70H114ZM141 68H142V70H141ZM147 68H149V69H147ZM154 68L156 69V70H154ZM170 70V72H172V73H169V70ZM225 68V69H224ZM244 68V69H243ZM258 68V69H257ZM263 68V69H262ZM104 69V70H103ZM140 69V70H139ZM146 69H147V71H149V72H147L146 71ZM151 69V70H150ZM160 69L162 70H164L163 72H162V74L163 73H165L167 76L165 77V79H164V77L162 76V74H161V76H162V78L160 77V73H161V71H160ZM173 69V70H172ZM211 69H214L215 71H213V70H211ZM223 69V70H222ZM249 69V70H248ZM105 70L106 71H108V73L106 72L105 73ZM111 70V71H110ZM136 70V71H135ZM176 70H178V71H176ZM253 72H252V71ZM65 71H66V73H65ZM103 71V72H102ZM113 71H114V73H113ZM145 71V72H144ZM154 71H160V73L158 74V72H155L156 73V75H155V73H152V72H154ZM166 71H168V72H166ZM177 72V73H175V72ZM187 71H192V73H189L191 76H192V78H191V80H192V82L191 83H194L195 81H198V79H199V81L198 82H196V83H198V84H191L190 83V79H188V78H190V76L188 75V73L186 74V72ZM201 71V72H200ZM211 71H213V72H211ZM228 71H230L231 73L229 74V72ZM240 71V72H239ZM242 71V72H241ZM252 73H251V72ZM112 72V73H111ZM147 72V74H148V76H146L147 74H145ZM152 74H151V73ZM179 72V73H178ZM182 72H184V73H182ZM220 72V73H219ZM224 72H226V73H228V75H226V73H224ZM71 73V74H70ZM109 73H111L112 74V76L111 75H109ZM132 73V74H131ZM149 73L151 74V76L152 75H154V76H156L155 78H154V76H153V78H154V80L152 81V79H148L149 77L150 78H152L151 76H149ZM167 73H169L170 74V76H169V74H167ZM178 74L176 77H174V75H172V74ZM200 73H202V75H200ZM207 75V74H210V75H207V77H209V78H207V79H209V83H208V81H204V78L205 77H203V76H205V74ZM211 73H214V74H212L211 75ZM216 73H218V75L216 74ZM251 73V74H250ZM164 74V75H165ZM179 74H181V76H182V74H184L183 75V77L186 75L188 78H186V76L184 77V79L186 78V82H187V80H188V84L187 83H184V81L185 80H181V79H175V78H180L181 76L179 75ZM193 74L195 75L194 77H193ZM204 74V75H203ZM246 74V75H245ZM256 74H257V77H255L256 76ZM259 74V75H258ZM65 75V76H64ZM116 75V76H115ZM197 75V76H196ZM216 75L218 76V77H216ZM224 75V76H223ZM237 75H239V76H237ZM146 78H145V77ZM157 76H159V77H157ZM173 77L174 79H173V81H169L170 80V77ZM198 76H202L203 77V79H201L202 77H198ZM242 76V77H241ZM116 77V78H115ZM171 77V78H172ZM198 77V78H197ZM234 77V78H233ZM238 77V78H237ZM241 77V78H240ZM86 78V79H85ZM157 78L158 79H161V80H163L164 82H167V80L169 81V82H171V84L168 82L167 84L166 83H164L163 81H161L162 83L160 84L159 82V80H157ZM168 78V79H167ZM196 78H197V80H196ZM235 78H236V80H235ZM247 78V79H246ZM252 79V81H251V79ZM255 78V79H254ZM46 79V78H45ZM90 79V80H89ZM107 79V80H106ZM144 80V81H141V80ZM146 79H148V80H146ZM167 79V80H166ZM207 79H205V80H207ZM217 79V80H216ZM221 81H220V80ZM242 79V80H241ZM246 79V80H245ZM259 79V80H258ZM86 80V81H85ZM92 80V81H91ZM158 82H157V81ZM166 80V81H165ZM172 80V79H171ZM175 80V81H174ZM177 80V81H176ZM201 80H203V82L205 83H207L206 85H203L204 83L201 81ZM219 80V81H218ZM231 80V81H230ZM235 80V81H234ZM248 80V81H247ZM255 80V81H254ZM91 81V82H90ZM94 81L96 82L95 84H94ZM103 81V82H102ZM147 81H149V82H147L148 84L149 83H151L150 81H152V83H153V85H154V83H155V85L153 86L152 84H149V85H151V86H149V88L152 90V91H150L149 90V88L146 86V82ZM156 81V82H155ZM180 81H182V82H180ZM194 81V82H193ZM223 81V82H222ZM240 81V82H239ZM241 81H242V83H241ZM254 81V82H253ZM257 81V82H256ZM83 82V83H82ZM97 82L99 83V84H97ZM142 83L140 86H138L140 83ZM143 82H145V83H143ZM172 82H173V84H172ZM176 84H175V83ZM178 82H180V84L182 85V84H185V86L184 85H182V86H184L183 88L184 89H187L186 91V93H185V91L183 90V88L181 89V87H180V85H178L179 83ZM202 82V83H201ZM239 82V83H238ZM92 84V85H89L88 86V84ZM136 83L138 84V85H136ZM156 83H159L160 85H162V87H160V85L159 84H157L160 88H159V93L161 94V96L159 95H156V93L158 94V92H156V90H158V86L156 85ZM164 83V84H163ZM178 83V84H177ZM199 83H200V85H199ZM210 83L212 84V85H210ZM244 83V85H242ZM94 84V85H93ZM102 84V85H101ZM103 84H104V86H103ZM147 84V85H148ZM169 84V85H168ZM213 84H216L219 88L221 87V89L223 88L224 90H226V92H227V88H228V91H231L232 90V92L234 93L235 91L237 92H235L234 94L232 93V92H228L227 94H226V96H225V94L224 93H226L223 89L222 90H220L218 87L216 88L215 86L216 85H214V87H213ZM100 85V86H99ZM132 85H134V89H133V86ZM135 85L136 86H138V87H140V89L138 88H136L135 87ZM163 85H165L164 86V88H163ZM170 85H176V88H179V90H177L176 88H174V90H173V88H172V90L170 89L172 86H170ZM187 85H189V90H188V88H187ZM192 85V86H191ZM193 85H196V87H194ZM201 85H203V86H206V88L204 87V89L202 88L203 86H201ZM232 85V86H231ZM237 85V86H236ZM247 85V86H246ZM251 85V86H250ZM129 86V87H128ZM132 86V88L131 89H133V90H129V88ZM144 86H145V88H144ZM155 86H156V89H155ZM167 86H168V88H167ZM170 86V87H169ZM179 86V87H178ZM198 86H200L201 88H199V91H200V94H199V92H198V90H196L195 88H197L198 89ZM207 86H209V88L207 87ZM212 86V87H211ZM224 86V87H223ZM231 86V87H230ZM235 86L237 87L236 89H232V87L233 88H235ZM243 87V88H241V87ZM246 86V87H245ZM91 87H93V88H91ZM153 87V88H152ZM166 87V88H165ZM190 87H193L194 89H190ZM239 87V88H238ZM124 88H127V89H124ZM146 88H148V92L145 90ZM254 88L255 89H257V90H254ZM258 88H260V89H258ZM90 89V90H89ZM124 89V90H129L128 92H126V91H124V92H122V90ZM136 89L137 90H141V92L139 93V94H134L135 92L134 91H136ZM142 89H144V90H142ZM162 89V90H161ZM164 89H165V91H164ZM179 92V91H181L182 92V94H181V92H177L176 90ZM206 89H210L209 91H211L212 92V90H213V94L212 93H210V92H208V90H206ZM217 89L218 90H220L219 92H217ZM229 89H231V90H229ZM242 89V90H241ZM263 89V90H262ZM170 90L173 92V93H171L170 92ZM183 90V91H182ZM190 90H191V92H190ZM204 92H203V91ZM237 90H239V92L237 91ZM241 90V91H240ZM254 90V91H253ZM120 91H121V94H120ZM142 91H144L143 92V94L145 93V91L149 94H145V95H143L142 94ZM151 92V94L152 95H150V92ZM164 92L165 94L164 95H162L163 93L162 92ZM170 93H169V92ZM222 91H224V92H222ZM243 91V92H242ZM23 92V91H22ZM25 92V93H26ZM28 92H30V93H28ZM31 92H32V95H33V97H31L32 95H31ZM118 92V93H117ZM128 93V95L126 94V93ZM156 92V93H155ZM177 92V93H176ZM183 92L185 93V95L183 94ZM215 92L216 93H218V94H215ZM241 92V93H240ZM251 92V93H252ZM123 93V94H122ZM124 93H125V95H124ZM136 93H138V91L136 92ZM167 93V94H166ZM176 93V94H175ZM220 93H222V95H220L219 96V94ZM231 93V94H230ZM255 93V92H254ZM62 94V95H61ZM142 94V95H141ZM169 94H171V95H169ZM173 94V95H172ZM245 94V96H244V94H243V96H244V98L245 99H250V96L248 95H246ZM21 95V96H22ZM31 95V96H30ZM118 95V96H117ZM124 95V96H123ZM131 95L132 96H134V95H137V97H138V99L137 100H135L137 97L135 96V97H132L131 98ZM138 95H140V96H138ZM176 95V96H175ZM234 96V97H231V96ZM24 96H26V97H24ZM30 96V97H29ZM151 97V99L149 98V97ZM153 96V97H152ZM155 96V97H154ZM156 96H158V97H156ZM188 96V97H189ZM195 96H196V94H195ZM195 96L193 95H191L190 97L191 98H195ZM198 96H196V98L198 97ZM203 96V94H201L200 95V98H203L202 97ZM128 97L129 98H131V99H128ZM172 97V98H171ZM174 97V98H173ZM207 97V98H208ZM248 97V98H247ZM71 98V99H70ZM74 98V99H73ZM16 98H14V100H15ZM143 99V100H144ZM158 99V100H159ZM253 99V100H254ZM163 100V99H162ZM240 100H242V98L240 99ZM70 103V102H69ZM124 107H122V108H109V111H108V109H106L105 111L104 110H99V109H95V108H89V109H86V110H84V112H82V110L80 111V110H78V111H76V109H74L75 110V112H74V110L72 111L71 109H68V110H66V111H68V112H66L65 110H64V112L66 113H64V112H61L60 114H59V118H60V121H61V119H63L62 121L64 122L63 124L65 125V128H64V126L62 127V125L63 124H61L62 122H60V125H61V127L59 126V128H58V135H60V133L62 134L61 136H60V139L63 141V140H65L66 139V141L68 140H71L70 138H69V136L70 137H73L74 135L76 136V138L77 139H74V141H78V140H81V139H85V137H86V135H90L92 132V134L90 135L91 137L92 136H94L95 134L96 135H98V133H99V135H100V139L99 138H97V137H99V135L98 136H94V138H93V142H94V145H98V146H96L97 147V149H98V147L99 148H101V147H103L102 149H104V147H106L104 150L105 151H103L102 149H99V158L96 156H94V158L92 159L93 161H92V168H94V170H97L96 172L91 168V165L89 166H85L84 164H83V161H82V159L79 161V159H80V156H82V155H80L79 157H78V160L76 161V156H74L72 159H75V161H74V163H75V165L77 164V171L76 172H78L79 173V176H78V173H76V175H77V177H80V179L79 180H77V182L78 181H81L82 179V181L81 182H78L79 184H77V183H75V184H77V185H75V188L73 187V186H71L75 191H79V192H86V191H90V190H95V191H102V189H103V191H108V189L110 190L111 189V187H112V189L113 190H121V191H123L124 190V192L128 189L129 191H126V192H135V191H132V190H135L136 188L134 187V186H128L127 187V185H129V183H127L126 185H121V184H123V181H125L126 179L127 180H132L133 178H134V176H130V175H128V172L129 171H127V169H126V167H125V162H124V160H123V158H120L119 160L118 159H116V160H118V161H116L114 158H113V160L115 161V163L113 164V162H112V160H110V159H112L111 157H108L109 155H107L106 153H108L109 154V152L108 151H106L108 148V150L110 151H112V150H114L113 148L115 147L114 145L116 144V142H114V141H116V140H118V138H111V137H105V136H107V134H109V133H111V132H118V133H120L121 135H119V138L120 137H129V136H131V137H133V138H135V137H137V135L139 136V142L136 144V146H135V148L133 149V150H129L128 152H130V155L131 154H133V155H136V156H138V154L135 152V150L138 148V149H140V150H144V149H142V148H140V146H139V143H143L144 144V146H146L147 144H145V143H149V145H153L155 148H158L160 151L159 152H161V154H163V162H164V167H168L169 166V163H170V161H171V166H170V168H169V172H171L170 173V175L168 174V177L164 180V179H162L161 181L162 182H160V187H158L157 189H156V192H157V190H158V192L159 191H162V189L163 188H165V189H163V191L165 192V190L167 189V188H169V189H167L166 190V192L167 191H175V192H177V193H179L180 191H182V190H185V191H188V192H195V193H241L242 192V194H251L253 191V194H255V195H257V194H260L259 193V191L261 192L263 189H264V187H262V185H261V183L259 182V180L260 179H258V180H256L255 178H259L260 177V175H261V170H260V167H258L259 166V161L262 159V158H264V136H263V134H264V114L263 115H259V113H253V112H250V113H247V115L245 116V115H237V114H234V115H232V116H218V115H216V116H212V115H214V114H205V115H203V116H198V117H192L193 118V120L191 121H188L187 120V122H186V125L188 124V126L183 130L184 132H182L180 129L181 128H183L182 127V125L181 124H179V122H178V120H179V118L178 119H176V121H174L175 120V118L177 117L176 115V117L175 116H173V118L170 120V119H168L167 121L165 120V121H162V120H158V122H157V120H156V114L154 113V112H152V113H150V120H151V122H149V121H147L148 119H149V117L147 116V113H145L146 111L143 109V110H139V111H142V112H138V109H130L129 110V107H125L124 109H123ZM91 109V112L94 110V112H92V114H93V117L92 116H88L89 115V113L91 114V112H87V110L89 111ZM93 109V110H92ZM113 109V111H110V110H112ZM114 109H115V112L116 111H118L117 112V114L114 112ZM116 109H119V110H116ZM123 109V110H122ZM70 110V111H69ZM101 111L100 112V115L102 116V117H104L105 115L108 117H111L112 118V120L114 119L116 122H113V121H111L110 120V118H109V120H108V118H107V120H106V118H103V121L102 120H100V122H103L104 123V126L102 125V127H100L101 126V123H97V122H95L94 123V121L96 120V121H99L98 119H100V115H96L97 113L99 114V112H97V111ZM120 110H121V112H120ZM128 110V111H127ZM103 111V112H102ZM108 111V112H107ZM126 113H125V112ZM134 111H136V112H134ZM70 112H72L73 114H74V116H73V114L72 113H70ZM81 112V113H80ZM87 112V113H86ZM97 112V113H96ZM105 112H107V113H105ZM113 112V113H112ZM123 112V113H122ZM129 112H133L132 114H136V118H134V120H133V115L131 114V113H129ZM69 113V114H68ZM87 116L86 118L84 117V114ZM115 113V114H114ZM126 115H125V114ZM128 113V114H127ZM252 113V114H251ZM76 114L78 115V116H76ZM82 114V115H81ZM88 114V115H87ZM102 114H104V116L102 115ZM121 114V115H120ZM124 116H127V117H129L130 119H132V120H130V119H127L128 120V122H126L125 120H123V115ZM132 116H131V115ZM137 114H139V115H137ZM155 114V115H154ZM84 119V120H82V118H80V116ZM112 115V116H111ZM113 115H114V117H113ZM130 115V116H129ZM146 115V116H145ZM149 115V114H148ZM65 116H68L67 117V119L66 118H64ZM95 116H97V117H99V118H97V117H95ZM139 116H141V117H139ZM210 116V117H209ZM250 116V117H249ZM74 117V118H73ZM75 117H79L78 118V120L80 121H78L77 120V118H75ZM93 118V120L92 119H90V120H88L89 118ZM102 117H101V119H102ZM134 117H135V115H134ZM153 117H154V121H153ZM201 117H202V119H201ZM217 117V118H216ZM248 117V119H246ZM260 117H261V120H260ZM262 117H263V120H262ZM73 118V119H72ZM88 118V119H87ZM190 118V117H189ZM192 118H190V119H192ZM200 122V128L199 127H197V125H198V122H196V126H195V120L196 119ZM259 118V121L257 120ZM64 119H66V120H64ZM72 119V120H71ZM77 120V121H75V120ZM88 120V122L90 121L91 122V124L94 126L96 123V126H95V129H94V127L91 125V124H89L88 122H87V120ZM107 121V123L109 122L110 124H107V123H105L106 121ZM139 120V125H138V127H137V125H136V123H134V122H138V120ZM174 119V120H173ZM240 120V121H239ZM246 120V121H245ZM75 121V122H74ZM82 121H84V122H82ZM86 121V122H85ZM141 121V122H140ZM142 121H143V123H142ZM145 121V122H144ZM156 121V122H155ZM244 121V122H243ZM256 121V122H255ZM262 121V122H261ZM66 122H68V123H66ZM71 122V123H70ZM73 122V123H72ZM173 122H175V123H173ZM243 122V123H242ZM247 122V123H246ZM75 123V124H74ZM77 123H79V124H77ZM82 123V124H81ZM85 123V124H84ZM87 123V124H86ZM141 123H142V125H144V128L145 129H143V127H142V125H141ZM150 123V124H149ZM163 123V124H162ZM170 123H173V124H170ZM193 123V125L195 126V128L193 127V125H192V127H190L189 129H188V127L189 126H191V124ZM242 123V125H240ZM251 123V124H250ZM262 123V124H261ZM66 124H68V125H66ZM69 124H70V126H69ZM76 125L77 127H74L73 126V128H71L72 127V125ZM81 124V125H80ZM99 124H100V126H99ZM109 125V126H107V125ZM116 124V126H114ZM120 126H118V125ZM151 125V126H149V125ZM156 124L158 125V127H156ZM162 124V125H161ZM168 124V125H167ZM190 124V125H189ZM236 124H237V126H236ZM80 126V128H79V126ZM87 125H88V127L90 128V130H89V128L87 127ZM179 125V126H178ZM262 125H263V127H262ZM69 126V127H68ZM105 126L108 128H106L105 129ZM160 126V127H159ZM172 126V127H171ZM203 126V127H202ZM235 126V127H234ZM239 126V127H238ZM246 126V127H245ZM91 127H93V130H92V128ZM104 127V128H103ZM116 127H118V128H116ZM139 127H141V128H139ZM161 127H163V128H161ZM75 128V129H74ZM100 128V129H99ZM105 129L106 131H107V133H106V131L104 130L103 132L101 131V130H103V129ZM114 128V129H113ZM149 128V129H148ZM157 128V130H155ZM171 128V129H170ZM179 128V129H178ZM193 128V129H192ZM202 128V129H201ZM205 128H207V129H205ZM232 128H234V130H232ZM246 128V129H245ZM72 129V130H71ZM77 129V130H76ZM79 129H80V132H78L79 131ZM89 130V134H86L85 132V130ZM97 129V131H99V132H97V131H95ZM141 129V130H140ZM142 129H143V131L145 130V131H147V133H148V131H150L148 134L150 135V136H152V139H153V141H151V143L148 141V142H146V139H145V136H143L144 135V132L142 131ZM162 129H164L163 131H164V133H162ZM178 129V130H177ZM187 129V130H186ZM201 129V130H200ZM70 130H71V132H70ZM74 130V131H73ZM87 130V131H88ZM171 130V131H170ZM191 130H193V133H192V131H191V134H190V131ZM197 130H199L198 132H199V136H201V138H197V135H198V133H197V135L194 133V132H196ZM203 130L205 131V132H203ZM65 133H64V132ZM75 133H73V132ZM76 131V132H75ZM101 131V132H100ZM158 133H157V132ZM185 131H186V133H185ZM201 131V132H200ZM232 133L231 135H229L228 136V134H230V132ZM94 132H95V134H94ZM139 132H143L142 134L141 133H139ZM168 132H169V134H168ZM179 132V133H178ZM243 132V133H242ZM54 133V132H53ZM64 133V134H63ZM73 133V134H72ZM76 133H78L79 135H80V137H79V135L78 134H76ZM88 133V132H87ZM106 134L105 136H103L104 134ZM177 133V134H176ZM181 133L182 134H186V135H184V139L186 140L187 138H190V140L189 139H187L186 140V142H187V148H188V159L189 160H187V162L189 163V164H191L190 162H193L191 165H194V166H192L193 167V169L191 168V165H188V166H190V167H188L189 168V173L191 172V171H193V172H191L190 174H192V176H194V178H192V176H188V175H190L187 171H188V168H187V173H185L184 175H185V182L188 184H185V182L184 183H182L183 182V176H182V173H183V171H182V169L181 170H179L178 169V164H177V162L179 163V150H176V151H178V152H176L175 153V149H176V147L179 149V147H180V140L182 139L181 137H182V135H181ZM189 133V135H190V137L187 135ZM259 133V134H258ZM163 134V135H162ZM193 134H195V136H193ZM206 134V135H205ZM210 134V135H209ZM257 134V135H256ZM55 134H53L52 136H54ZM63 135H65V136H63ZM77 135H78V137H77ZM168 135V136H167ZM65 138H63V137ZM90 136H87V138L89 139V141L87 140V138H86V140H85V142L88 144V143H90V144H92L93 145V143L91 142V138H90ZM204 137V141H203V137ZM261 136H263V137H261ZM103 137H105V140L103 139ZM158 137V138H157ZM185 137H187V138H185ZM194 137H196L195 139H194ZM228 137V138H227ZM233 137V138H232ZM63 138V139H62ZM97 138V140L96 141H94L95 139ZM107 138H111V141L109 140V142H104V141H108V139ZM169 138V139H168ZM192 138L195 140H192ZM207 138V139H206ZM243 138V139H242ZM245 138V139H244ZM259 138V139H258ZM261 138V139H260ZM144 141H142V140ZM178 139V140H177ZM198 139L200 140V141H198ZM102 140V141H101ZM192 140V141H191ZM207 140V141H206ZM258 140V141H257ZM62 141H60V143H64V141L62 142ZM65 141V142H66ZM67 141V142H68ZM189 141H191V142H189ZM256 142V144L255 143H253V142ZM83 143L84 145V147H85V145H87L86 143ZM100 142V145L98 144ZM103 142L105 143L104 144V146H102L101 144H103ZM113 142V143H112ZM170 142V143H169ZM175 144H174V143ZM181 142H182V140H181ZM185 142V143H186ZM203 142V143H202ZM221 142H222V144H221ZM234 144H233V143ZM237 142V143H236ZM242 142V143H241ZM244 142V143H243ZM109 143V144H108ZM110 143H111V145H110ZM232 143V144H231ZM241 143V144H240ZM62 144H59L60 146L59 147H62V148H64V145H62ZM167 144H168V146H167ZM253 144V145H252ZM62 145V146H61ZM109 145V146H108ZM159 145V146H158ZM205 145V146H204ZM225 147H224V146ZM245 145V146H244ZM248 145V146H247ZM258 148H260L259 150L255 147V146ZM112 146V148L110 149V147ZM199 146V147H198ZM235 146V147H234ZM237 146V147H236ZM246 146H247V148H246ZM83 147V148H84ZM168 147H170V149L168 148ZM217 147H218V149H217ZM245 147V148H244ZM255 147V148H254ZM263 147V148H262ZM61 148V149H62ZM82 148V149H83ZM216 148V149H215ZM222 148V149H221ZM237 148V149H236ZM240 148V149H239ZM241 148H242V150H241ZM190 149V150H189ZM205 149V150H204ZM227 149V150H226ZM236 151H235V150ZM239 149V150H238ZM259 151V152H263V153H261V155L259 156V157H257V158H255V160H254V158L253 157H250V156H252L253 155V151H257V150ZM169 152H168V151ZM241 150V151H240ZM248 151V152H247ZM82 152V151H81ZM104 153V155H102L103 153ZM113 152V151H112ZM112 152H110L111 154H112ZM174 152V153H173ZM215 152H217L216 154H215ZM236 152V153H235ZM250 152H253L251 155L249 154ZM62 153V152H61ZM80 153V152H79ZM178 153V154H177ZM200 153V155L198 156V154ZM211 153V154H210ZM220 153V154H219ZM241 153V154H240ZM248 153V154H247ZM82 154V153H81ZM214 154H215V156H214ZM235 154H239V156H237V155H235ZM178 155V156H177ZM212 155H213V157H212ZM230 155L232 156L231 158H234L233 160L230 158ZM234 155V156H233ZM242 157H244L245 155V159H241V160H238V159H240V158H242ZM249 155V156H248ZM104 156V157H103ZM110 156H112V155H110ZM126 156H128V155H126ZM168 156V157H167ZM172 156H174V158L172 157ZM190 156V157H189ZM209 156V157H208ZM211 156V157H210ZM249 158H248V157ZM106 157H108V158H106ZM193 157H194V159H193ZM198 157H200V158H198ZM223 157H226V158H223ZM228 157H229V159H228ZM237 157H239V158H237ZM49 158V157H48ZM95 158L97 159V160H95ZM172 158H173V161H172ZM195 158H196V161L194 162L193 160H195ZM211 158H212V160H211ZM237 160H236V159ZM50 159V158H49ZM100 159V160H99ZM176 159V160H175ZM210 159V160H209ZM226 159V160H225ZM231 159V160H230ZM99 160V163H100V161H104L105 160V162L107 163V164H105V163H103V167H101V164H102V162L100 163V165H98L99 163H97V165H98V168L95 166L96 165V162H94V161H98ZM109 160H110V162H109ZM191 160V161H190ZM229 160V161H228ZM236 160V162H234ZM79 161V162H78ZM82 161V162H81ZM121 161H122V163H121ZM190 161V162H189ZM77 162V163H76ZM81 162V165L80 164H78V163H80ZM227 164H226V163ZM230 162H231V165H230ZM74 163H73V165L71 166V167H69V168H71V169H73V170H71V172H70V169L68 168V167H66V168H68L67 170H68V173H66V174H69V176H72V175H75V173L73 174V171L75 172V165H74ZM177 165H176V164ZM200 163V164H199ZM229 163V164H228ZM237 163V164H236ZM93 164H94V166L96 167H94L93 166ZM112 164V165H111ZM123 164H124V166H123ZM223 164H225V166L223 167ZM250 164H251V166H250ZM253 164V165H252ZM258 165V166H255V165ZM79 165V166H78ZM104 165H105V168H106V166L107 165H109V166H107V170L104 168ZM167 165V166H166ZM64 166H67V164H65ZM73 166H75L74 168H73ZM81 166H83V167H81ZM102 168V169H100V167ZM118 168H117V167ZM175 166V167H174ZM177 166V167H176ZM229 166V167H228ZM79 167L81 168V169H79ZM85 167V169H83ZM123 167V168H122ZM194 167H196V168H194ZM91 168V169H90ZM109 168V169H108ZM110 168H112L111 169V171H108V170H110ZM175 168V169H174ZM254 168V169H253ZM64 170H65V168H63ZM98 169H99V171H98ZM103 169L104 170H106V172H104L103 171ZM121 169H123V171L121 172ZM125 169V170H124ZM171 169V170H170ZM196 169V170H195ZM253 169V170H252ZM255 169H257V170H259V172L257 171V170H255ZM83 170V171H82ZM174 170V171H173ZM179 170V171H178ZM185 170V169H184ZM200 170H202L201 172H200ZM251 170L252 171H255V172H252L251 173ZM28 171V170H27ZM25 172V174H24V172L23 171H16V175H17V172H18V174L20 173L21 175L23 174V175H25L23 178H25L26 177V175H28L29 173L28 172ZM92 171H94L95 173H97V174H92V173H94V172H91ZM116 171V172H115ZM172 171H173V173H172ZM176 171L178 172V173H176ZM205 173H204V172ZM85 172V173H84ZM106 173V175L107 176H104L105 174L104 173ZM115 174H120L119 176L118 175H114V173ZM199 172V173H198ZM245 172V173H244ZM248 172H250L249 174H248ZM82 173L84 174V177L85 178H83V175H82ZM92 174L93 175V177H92V179H91V175L90 174ZM102 173V174H101ZM201 173H202V175H201ZM204 173V174H203ZM259 173V174H258ZM31 174V173H30ZM82 176H81V175ZM89 176H88V175ZM104 174V175H103ZM173 174V175H172ZM178 174V175H177ZM188 174V175H187ZM197 174V175H196ZM238 174V175H237ZM255 174V175H254ZM22 175V176H23ZM86 175H87V178H86ZM96 175V176H95ZM97 175H99V179H98V177H97ZM100 175L102 176H104L105 177V179L103 180V177H100ZM113 175V176H112ZM128 175V176H127ZM172 175V176H171ZM175 175V176H174ZM180 175V176H179ZM237 177H236V176ZM240 175V176H239ZM253 175V176H252ZM32 176V175H31ZM110 176V177H109ZM114 176H117V179H116V177H114ZM121 176L123 177V178H121ZM206 176V177H205ZM209 176V177H208ZM225 176V177H224ZM227 176V177H226ZM233 176H235L234 178H233ZM241 176H244L243 178L241 177ZM256 176V177H255ZM65 177V176H64ZM67 177V176H66ZM65 177V178H66ZM95 177H97V179L99 180V182H100V180H103V181H101L100 183L98 182L97 183V181L94 183V179H95ZM106 177H108V179L110 178V180H109V183H108V179L106 178ZM124 177H126V179L124 178ZM133 177V178H132ZM171 177V178H170ZM173 177H175V179L173 178ZM195 177H199L198 179L196 178V180H195ZM203 177V178H202ZM205 177V178H204ZM232 177V178H231ZM239 177H241V178H239ZM102 178V179H101ZM136 178V177H135ZM179 178H181V180L179 181ZM189 178V179H188ZM201 178V181L199 182V179ZM228 178V179H227ZM107 179V180H106ZM168 179V180H167ZM192 179H194V180H192ZM246 179H247V181H246ZM252 179H255V180H253V183H254V181H255V183H258L259 182V184H253L252 182H250V180ZM23 180V179H22ZM22 180H21V185L25 182V181H27V180H25L24 182H22ZM64 181V185H62V187H65V185H66V187L67 188H69L68 186L69 185H71L70 183H68V181L66 180L65 181V179H63ZM86 180V181H85ZM113 182H112V181ZM116 180H117V184H116ZM126 180V181H127ZM170 180L172 181V185H171V182H170ZM178 180V182H176L175 183V181H177ZM192 181V184L191 183H189V182H191ZM240 180L242 181V183L240 184ZM85 181V182H84ZM93 181V183H90V182H92ZM107 181V182H106ZM132 181H135L134 179L132 180ZM166 181V182H165ZM169 181V182H168ZM188 181V182H187ZM195 182V184H193L194 182ZM197 181V182H196ZM28 182V181H27ZM27 182H25L22 186L19 184L18 186H15L16 187V190H18V191H21V192H29V191H35V190H41L40 189V186L39 185H37V183L35 182V181H29L30 183L32 182V184H30L29 182H28V185H27ZM66 182H67V184H68V186H67V184H66ZM103 182V183H102ZM106 182V183H105ZM112 182V185L113 186H111L110 187V183ZM118 182H119V184H118ZM246 182H248V183H245ZM33 183H36L35 185H33ZM89 183L90 184H92V185H89ZM108 183V184H107ZM116 184V185H114V184ZM161 183H163V184H161ZM169 183V184H168ZM175 183V184H174ZM197 183V184H196ZM222 183V184H221ZM239 183V184H238ZM249 183L252 185H250L249 186ZM97 184L102 188H98L97 187ZM104 184V185H103ZM106 184V185H105ZM110 184V185H109ZM140 184H143L144 185V183H140ZM167 184V185H166ZM189 184H191V185H189ZM215 184V185H214ZM242 184H245V188H244V186L242 185ZM96 185V186H95ZM109 185V186H108ZM119 186V189L117 188L118 186ZM163 185V186H162ZM170 185H171V187H170ZM256 186V191H257V194H256V191H255V189L254 190H251V191H249L250 189H251V187H252V189L254 188V186ZM29 186V187H28ZM37 186H39V187H37ZM77 186V187H76ZM90 186H92V188L90 187ZM106 186V187H105ZM121 186L123 187V188H121ZM167 186V187H166ZM169 186V187H168ZM211 186V187H210ZM216 186H217V188H216ZM227 186H230V188L229 187H227ZM232 186H234L233 188H232ZM240 186L242 187V188H240ZM249 186V187H248ZM18 187V188H17ZM21 187V188H20ZM27 187V188H26ZM31 187V188H30ZM64 188V189H66L67 190V188ZM107 187H109V188H107ZM132 187H134V189H129V188H132ZM225 187H227L228 188V190H229V192H228V190H227V188H226V190H225ZM246 187H247V189H246ZM261 187H262V190H261ZM38 188V189H37ZM61 188V187H60ZM106 188V189H105ZM160 188H162V189H160ZM170 188H172V189H170ZM205 189V191H202V190H204ZM209 188V190H207ZM212 188V189H211ZM215 188V189H214ZM219 188V189H218ZM235 188H238V189H235ZM243 188H244V191H241V190H243ZM248 188H249V190H248ZM260 188V189H259ZM33 189H35V190H33ZM111 189V190H112ZM160 189V190H159ZM217 189V190H216ZM233 189V190H232ZM234 189L235 190H240V192L238 191H234ZM258 189V190H257ZM13 190H15V189H13ZM29 190V191H28ZM69 190H71L70 188H69ZM131 190V191H130ZM137 190V189H136ZM211 190H214V191H212L211 192ZM216 190V191H215ZM223 190V191H222ZM247 192H246V191ZM199 191V192H198ZM202 191V192H201ZM218 191V192H217ZM220 191V192H219ZM232 191V192H231ZM234 191V192H233ZM264 191V190H263ZM262 191V192H263ZM244 192V193H243ZM261 194H264V192L263 193H261ZM79 196H91L90 194L89 195H79ZM202 218V217H201ZM201 220H203V218L201 219ZM203 222V221H202ZM201 222V223H202ZM204 225V224H203ZM200 226H201V224H200ZM205 227V226H204ZM206 228V227H205ZM204 229V228H203ZM215 229V228H214ZM216 229H218V228H216ZM212 231H213V229H212ZM215 233V232H214ZM228 237H230L229 235H228ZM229 240H231V237H230V239L229 238H227L226 239V241L224 242L225 244H226V246H227V241H229ZM233 240V239H232ZM232 240L231 241H229V242H231V244H232V246H230L229 244V246H230V248L227 246L226 247V250H228V253H229V251L231 250V252L232 253H234V250H235V253H236V251L238 250V248H240L239 250H241V249H243V250H245L244 252H242V254H240V252L241 251H243V250H241V251H238L237 253H239L238 255H236V258H241V259H244V257H245V259H246V257H248L249 255H247V256H245L246 254L245 253H249V252H246V250H248V246H246V249L244 248V247H238V244H236V243H232ZM233 245H235V246H233ZM237 245V246H236ZM240 246V245H239ZM241 246H243V245H241ZM236 247H238V248H236ZM227 248H229V249H227ZM234 248V249H233ZM237 250H236V249ZM233 249V250H232ZM249 251V250H248ZM226 253V252H225ZM231 253V254H232ZM231 254H230V257H234L235 255L234 254H232V256H231ZM244 255V256H243ZM242 256V257H241ZM236 258H235V260H234V258H231L232 260V262L233 263H235L236 262Z\"/></svg>",
  "mask_w": 264,
  "mask_h": 264
},
{
  "label": "snow or ice",
  "instance_id": "3",
  "mask_svg": "<svg viewBox=\"0 0 264 264\" xmlns=\"http://www.w3.org/2000/svg\"><path fill=\"white\" fill-rule=\"evenodd\" d=\"M51 68L48 69V75ZM3 122V117H0ZM31 121L24 117L25 129ZM0 127V188L4 187L5 173L15 175L17 169L25 172L32 166L34 156L26 148L13 145L3 138ZM139 136L120 137L115 144L112 158L120 159L133 150ZM85 166L91 165L92 157L99 155L95 145L87 144L82 150ZM161 154V167L153 176V186L159 187L162 179L169 174L170 163L164 167ZM153 160L155 157H151ZM140 162H138L139 164ZM145 167L148 162H143ZM264 187V158L259 161ZM137 190H142L137 181H131ZM149 185L144 184L146 190ZM201 216L204 226L211 231L218 228L229 233L231 239L249 248V264H264V204H203L197 212L196 240H201ZM180 214L176 208H154L147 205L133 207L120 204H96L76 207L66 216L63 239L65 264H176V229ZM4 218L0 216V225ZM10 231L23 234V226ZM207 239V234L203 237ZM51 251V249H48ZM255 250V251H254ZM38 255L36 249L26 246L15 252L11 246L0 247V264H13L14 256Z\"/></svg>",
  "mask_w": 264,
  "mask_h": 264
},
{
  "label": "water",
  "instance_id": "4",
  "mask_svg": "<svg viewBox=\"0 0 264 264\" xmlns=\"http://www.w3.org/2000/svg\"><path fill=\"white\" fill-rule=\"evenodd\" d=\"M51 52V50H48ZM70 102V103H69ZM84 105L75 104L74 101H65L62 98L53 100L52 98H45L42 101H4L0 100V109H52L53 115V127L55 134V149L56 154L58 155V118L61 110L68 109H89V108H176L183 107V110L187 108H197V107H223V106H232V107H246V106H257L264 107V101L259 103H249V101L243 102H223V101H214V100H199V101H86ZM98 104V105H97ZM58 165V163H57ZM58 168H55L54 174V192L55 194H61L63 197H60V204L56 207V237L59 239L58 251H57V260L53 264H65L64 255H63V239L65 234V225H66V211L68 207H83L89 204H120V205H131L133 207H138L140 205H149L154 208L165 207L170 208L174 207L179 209L180 214V224L178 228V253H179V262L176 264H195V251L197 248L198 242L196 240V228H197V219L195 207L201 206L203 204H223L228 206L230 204H245V203H256L264 204V196L262 197H252L248 195L234 196L235 194H218L211 195L214 197H196L189 198V196H184L185 191H180L177 195L178 197L171 196L168 194L159 195H147L146 193H137L134 195H116L114 193H95L91 196H75L67 197V195H75L80 193H62L58 189ZM89 195V194H81ZM93 195V196H92ZM96 195V196H94ZM65 196V197H64ZM34 201V203H45L50 202V200H25L24 195L19 196L17 193H2L0 194V204H15L16 202H28ZM39 201V202H36ZM202 237V236H201ZM202 239V238H201ZM201 242V240H200ZM159 264V263H157ZM199 264V263H197ZM214 264V263H210ZM224 264V263H222ZM255 264H259V261H255Z\"/></svg>",
  "mask_w": 264,
  "mask_h": 264
}]
</instances>
